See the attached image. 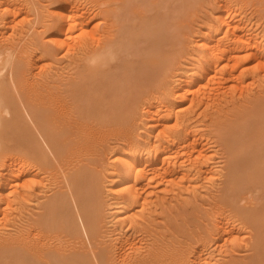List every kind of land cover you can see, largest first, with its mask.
I'll return each mask as SVG.
<instances>
[{"label":"rangeland","instance_id":"obj_1","mask_svg":"<svg viewBox=\"0 0 264 264\" xmlns=\"http://www.w3.org/2000/svg\"><path fill=\"white\" fill-rule=\"evenodd\" d=\"M69 1H70V4L72 6L69 4ZM94 1L95 0H8V1L7 0H4V1L3 0L2 1L0 0V2H2V4L0 3L1 4L0 5V13H1L0 14V16H1L0 17V29H1L0 30V47H1L0 48V50H1L0 51V62H1V64L0 65H4L5 62H3V60L6 59V58H11L12 57V59H16V60H19L20 59V62L22 64V66L23 67L26 66V68L24 67L25 69H23V71H24V76L23 77H25V78H23L24 81H25L23 83L24 84L23 86L25 88L28 85H30V87H31V85H33L32 88L29 87L32 91L28 87L27 88L29 90L27 88H25V89H27L28 94L30 93L29 95L31 96V93L34 92L32 94H33V96L35 95L34 97H36V94L38 93L37 91H39V94H37L38 97H36V101L39 102V104H41V103L43 104L44 103V105L46 107L44 105H42V104L41 105L43 107H45V108H48L47 106H49L48 109H49L50 113L52 114V115L50 113L48 114L50 117H52L54 114H55L54 116L57 115L56 114V110L58 112V107H57L58 104L55 105V102L53 103V100L52 99L54 97H59L61 99H64L66 97V99L64 100V104L66 105V107H68V110L63 115L65 117V115L67 114L66 115L67 118H68V116H71L72 117V118L70 117L67 120L65 119L66 118L65 117L64 118V123H62V125H63V127H65V129L68 127L66 130H68L69 134L66 135V139L68 138V143H69L68 148H69V150L67 151L68 153L66 152V154L64 155L65 156L64 157V161H61L60 162L61 164H58L59 163L58 158L56 157V155L53 152H51V150L49 149V147H47L46 143H44V139L42 138V135L40 134V131L37 128L35 129L34 128L35 126H34L33 128H34V130H36L35 132H36V135H37L39 141H41V143L43 144L45 150L47 151V154H49V156H48L49 159L50 158L52 159V160L50 159L51 160V162H50L51 164H47L49 166L44 165L45 166L44 167L41 162H39V161L37 162V160L30 161L31 159L29 160L25 156L26 158L24 157L25 158V162H24L23 165L28 168V171L26 172V174H24L23 176H21L19 179H16V181H15V179H13L15 181V183H14L13 180H12V182H10L7 179H5L7 181L2 180V179L5 178V176L0 177V186H1V189L3 188L6 194H9V192H11V190L14 191V192H11L10 194H17V196L16 195L11 196L12 199L15 196V198H14L15 200L13 199L14 201H12V199H10L11 200V203H12V204L10 203L11 206H10V204H8V205H6L4 203L1 204L0 210H2L1 209L2 207H4V208L6 206L7 207L5 209L3 208L4 209L3 211L5 212L4 214H3V211L2 212L0 211L1 212L0 213L1 214L0 215V229H2L0 231L1 232L0 233V243H2L3 241H5L7 243V241L9 242V241L18 240V241H16L17 244L18 245H21L22 242H23V239L25 237V233L24 232L28 231L27 233H29V230H27V228L30 229V227L34 226V224L36 225V219L38 218L39 214H41L42 211H43L42 204L47 199H49L50 197H52L54 195V193L56 194L58 192H61L62 191L61 189H63V190L66 189V186H65L66 184L64 185V183H65V177L64 176H65V171L67 170V167L75 164L78 160H80V161L81 160L82 161L85 160L83 162H79L78 161L76 164H80V163H84V162L88 161V162L84 163L88 167V169H86V172H88L90 170V172L88 174L90 175L92 173L94 176L92 174L91 175L95 179V181L92 180V177L90 175V179L92 180V182H93L92 184L94 185V186L93 185L92 186L95 189V191H93V194H95L94 195L95 196L94 198L96 200L95 199L94 200H95L96 205H97V209H98L97 212L99 213V214L97 213L98 214V224H97L98 233H97V236H96L95 240H93L95 243L92 242V239H90L91 237H88L90 235H89V233L87 234V232H86L87 229L85 230L84 227L82 226L81 219L79 218V215H78V210H76V207H74V206L72 207V205H71V208L74 209L72 212L74 214L75 223L77 222V224L81 228V229H79V227L77 225L78 230L81 231L80 232V236H75V237H77V238H75L73 236H68V235H65V234L63 235L62 233H65V232L60 231L59 229H56V231L53 230L52 231L53 233L50 232V231H48V233H47V231H45L44 232L45 233L44 236L46 234H48V235H46L44 237L46 239L45 241H47L50 238L49 239V242L51 241V243L53 244V246L59 247V246H62L63 245V249H64L63 251H68V250H71V248L72 249L75 248L78 245V242H79L80 245L83 243L80 246L81 248H79V249H81L84 252H86L88 256L91 253L90 256H92L93 259L91 257L90 258H91L92 262L94 264H97L98 262H97V260L93 256V251L96 250L97 247L98 248H101L102 247L104 249L107 248L105 250H109L108 252H110L109 254H110L111 258H113V260H114L116 257H119V254H120L119 252H121V251L117 250V243H118V241H120L119 238H118V236L120 237V235H121V236H123V238L130 237V236H134V237L136 236L135 239L137 241H139L138 244L140 242H143L142 244H146V246L143 245V246H145L144 250L146 249V247H148V248L149 247H154L153 249H156V247H155L156 244L158 246L157 248H159V249H164V248L165 249H169L168 251L167 250H162L163 251V254L166 253L165 255H163L164 256L163 257V263L165 262V264H166V262H169L167 264H177L178 263L177 262L178 261V258L176 256H177V254L182 253L181 251H183V252L187 251L186 253H184L185 255L183 253L182 254L186 257L187 253H189L186 258L189 260V262L191 264H192V262L194 264L196 262V260H194V259H198L197 256L199 257L202 254V253L199 254V252H201L200 249L202 248V245H203L204 241L207 242L206 249L208 248V250L205 249V251L206 252L209 251L210 252V256H209V253L208 252H207L208 255L205 254L206 255L205 256L203 254L201 256H202V258H203V256L206 257V260H208V263L212 262V264H215L216 261L221 262V263L223 261L222 264H224V262L226 261L225 264H230V263L232 264L231 260H233V263H234V262H237L239 260L242 261L241 258H243V260L247 259V257H245V256H248L251 253V249H250V240H251L250 236L252 234L251 227H249V225H247L248 224L247 222H245L244 220L242 221V219L238 218V216H236V217L230 216L229 215L230 212H228V213L227 212H223V214L221 215L220 214V213H222L221 210L219 211L218 208H216L220 204V203L218 204L217 201L219 199L220 194L223 193V187L225 185V180H226L225 178L227 176V173L226 172H228V164H227V162H228V160H227L228 151L226 150L227 149L226 145L222 142L221 138L219 137V133L217 132L219 130V127H217V125H216V127H214L215 129H218L216 131L212 126H215L214 124H217V121H219V119H221L220 118L221 115L223 117L224 116L226 117V115L229 116V118L227 117L228 120L226 119V121H225V117L223 118L221 116L222 119H223V121H221V120L220 121L222 123H224V121H225L226 123H224V124H227V123H228L227 125L231 124L230 122H232V119H230V116H231V118H233L232 114H234V113L237 112L236 108H238V107L240 108L241 106L243 107L244 104H245V102L247 103V105H249L251 103V98H253L255 100V97L257 95H258L257 97H261L264 94V65H263V63H264V54L263 53H261V54L258 53V50L261 51L262 49H263V52H264V0H226V1L229 2V3H226V4H224L225 3V0H138V1H136V0L135 1L129 0L131 2L130 3L131 5L132 4L135 5V6L132 5V9H135L137 11L136 13L134 12V10H132L130 8L131 5H130V7L128 6L129 8L126 7L127 6L126 4H128V2H129L127 0H124V3L123 4H122L123 0H118V1L115 0L116 2L113 1V2H115L114 3L115 5L113 3H110L108 5L106 2H104L105 4H103L102 1H105V0H96L95 2ZM11 2H13V3H11ZM133 2H135V3H133ZM139 2L142 5L139 4ZM68 4L70 6V9L69 10H71V7H73L74 9L73 8L72 9L75 12H78V11L81 10V12H78L77 13L78 15H80L82 12L83 13L79 17H77L78 21H77V19L76 20L74 19V25H68L66 23L68 26L65 24V26L63 27V29L66 27L65 28L66 31H64L62 29L63 30V32H62V30L60 29V21L58 20L59 19V12L61 11V9H63L64 7H66L65 5H68ZM98 4H100V5H98ZM111 4H112V6H110ZM12 5H14L17 8V10L15 8H12L13 7ZM19 5H20V7H18ZM137 5H139V9L142 10V8H143V10H142L143 12H141V10H138L137 9L138 8ZM225 5H226V7H225ZM103 6H105V7H103ZM115 6H117V8ZM107 7L112 8L113 10H116L117 12H119V10H121L124 13L123 14L121 11L119 12L120 13L119 20H121L122 23L125 22V23H128L127 25H130V24H135L136 25V26H132V29H130L131 27L129 28L131 30V32L124 39V44H127L129 42L136 43V45L130 43V44H127V46L129 47V45H133V46H131L132 47V50H133V47H135V49H134L135 50V53L136 52H139L138 54L140 55V56H137L138 54L136 53L137 55H135V53L133 52L134 54H133V56H131L132 55V50H130L131 47L129 49L127 46H124V47H127V50L128 49L129 50L128 51L125 50V52H123L122 50L125 49L124 47L122 49H120V50L117 49L116 58H118V60L115 59V60H113L114 62L112 60H109V62H110L109 64L110 65H108V66L107 65H104V66L101 67V70H105V72L103 73L104 75H107L106 73H108L110 71V69H111V72H113V74L115 76H117L116 79H115V77L112 76L113 74L110 75V72H109L108 73L109 75H107V77L105 76L108 79H105V81H104V87H103V88H105V87L106 88L107 87L108 88H112L114 86L115 88H112V90L110 89V91H108V92L110 94L113 93L115 95V97H114V95L112 97L110 94H108V92L106 91L107 89H105V90L104 89H101L100 91H102L103 93L99 91V88H102L101 83L98 81V79L97 80L96 79L91 80V77L89 76L90 73L88 71L86 73H84L86 60L84 61V58L85 57H83V59H81V56L86 55L84 53L85 52L87 53L89 51V49L92 47V46L90 47V45H89V43L91 44V42H88V41H92L93 40L92 41V44L94 45V43L96 41L95 39L97 37H100L101 34L103 35V33H104V29L103 28L106 27L105 24L108 25V24H110L113 21L110 18V15L108 17L107 14L105 15L106 12L104 10H102V9L107 8ZM223 7L226 8V11L224 10ZM57 8L58 9L60 8L59 11H58ZM75 8H77V10H75ZM98 8H100V9L98 10ZM13 9H14V11H16L17 14L13 13L14 12V11H12ZM96 10H98L100 13H98V11H96ZM102 11L105 12V13H103ZM154 12H156V13H154ZM224 12H226V14H223ZM227 12L229 13V16H230V14H232L231 17L234 16V18L227 17L228 16L227 15ZM101 13H102V15H101ZM133 13H135V14L133 15ZM138 13L140 14V16H143V17L140 18V16H139ZM141 13H143V14L145 13V14L143 15ZM213 13H214V15H213ZM121 14H123L124 16L121 15ZM222 14L225 15L227 18H229L228 22H230L231 25H233V24L235 25L237 23H238V25L241 24V26H238V28L235 30L234 33L233 32L231 33V30H230V32L228 34L223 33L222 31L227 26L226 27L224 26V28L222 30L219 29L221 32L219 30H215V34L217 33L216 34L217 35L216 38H219L221 36L222 38L220 37L219 39L222 40L221 42H224V45L226 44L227 46H232L234 48L237 47V49L235 50L234 53L238 56L239 62H238V65L236 64L237 66H235L236 68H234L235 71L233 73H235L234 76H237L236 74H238V72L239 73H242V74L239 75L240 78H239V80H237L239 82L236 84V85H238L239 83L242 84V85L239 84V86H236L235 85L236 79H238V76L237 77H233V76L228 77L225 74L226 77H228V78H227V80L226 79L224 80L225 75L224 74H221L223 76L220 75L219 69L222 68V65L224 64V62L226 60L224 61L223 59H219L217 61L218 63L215 62V64H214L213 61L211 63V60H214V59H212V57L209 56V58L211 57V60L209 61L210 64L211 65L212 64L214 65V67L212 65L213 68H212L211 72H209L208 74H206V73L204 74V72H200L199 71L200 74H199V72H197V74H196V72L194 71L195 69L193 70V68H194L193 65L196 66L198 64L196 62L197 61V58L199 60L200 57L201 58H204L207 55V51L205 52L204 49H203V46H200V44H198V43H201L202 42L201 41L202 39H204V38L206 39L207 36H209L210 34H212L214 32V28H215L214 26L218 22H220L219 20H222ZM82 15H83V18H82ZM225 16H223V19H226V21H227V18ZM106 17H108L109 20ZM111 17H114V16H111ZM215 17H217V18H215ZM139 18H140L141 21L139 20ZM131 19H133V21L136 20V22L131 23L132 22ZM84 20H85V22H84ZM110 20H111V22H109ZM161 20H164L163 23L160 22ZM79 21L80 22L82 21L83 24L82 23H79ZM129 21H130V23H129ZM4 22H5V25H4ZM56 22H57V24H56ZM71 22L73 23L72 20L70 21V24H71ZM140 22H141V24H140ZM156 22H160L159 25H158V23L155 24ZM161 23H162V25H160ZM115 24L113 23V26ZM82 25H84V26H82ZM153 25L158 26V27H160V28L163 29L162 31L164 33V35H163L164 43H162L159 46L158 50H159V52L161 51V54H159V52H158L156 54V57H157V60H159V62H162V64L164 62H166V60H168L170 58L168 60L169 62L167 61L168 63L167 62H166V64L164 63L166 65L164 68H163L164 64H163V66L161 64V67H162L161 69H163L165 72L159 69L160 66H158V70H156V68H157V66H156V68H154L153 71L156 70L157 72H153V71L149 70L150 68H148V67H150V65L147 64V63L145 64V62H144V60H145L144 58L151 57V54H152L151 52L153 51L152 50L153 48L152 47L151 48L149 47L150 50L147 48V50H149L150 53L146 52L147 51L146 49H143L145 46H148V45L149 46L150 45L152 46V44H149V42H145V41L143 42V39H144L145 35L143 33L142 27H148V26H150L151 27L150 30L155 29V32H156V28L157 27L155 28V27H153ZM210 25H211V27H210ZM69 27L71 29H73V30H71ZM72 27H74V28H72ZM99 27H100V29L101 28L102 29L100 30ZM212 27H214V28H212ZM241 27H242V29L240 30L239 28H241ZM67 28H69L68 29L69 31L67 30ZM91 29L93 31H91ZM95 29L96 30H99V31H96ZM212 29H213V31H212ZM59 30H60L61 33L59 32ZM94 30L96 32H94ZM207 31H208V33H206ZM92 32H94V34ZM236 32H237V35H238L239 32H241V33H239L240 36L239 35L238 36L235 35ZM80 33L84 37L83 36L81 37V34ZM134 33L136 35H134ZM156 33H158V32H156ZM245 33H246V35H245ZM167 34L168 35L170 34L171 36L169 35L170 37H168ZM58 35H59L60 38L57 37ZM90 35H91V37L89 38ZM95 35L97 37H95ZM226 35H227V37H226ZM243 35L246 36L245 39H243V40H247L246 38H248V40H249V45L248 46L246 45L247 48H245V43H244L245 41L243 42V40L240 39V38H244ZM70 36H71V39H70ZM204 36H206V37H204ZM230 36H231V38H230ZM233 36H235V37H233ZM236 36L239 37V39ZM74 37H77V39L74 38ZM166 37L169 38V39H171V37H172L173 40H171V41L168 40L167 41L166 40ZM83 38H86V39H83ZM156 38H154V40H156ZM253 38L254 39L257 38L258 40L257 39L253 40ZM56 39H58V40L56 41ZM78 39L79 40H82V41H79ZM89 39H91V40H89ZM98 39L99 38H97V40ZM59 40H60V42L58 43ZM137 40H139V43L136 42ZM236 40H238V41H236ZM250 40H252L253 43ZM61 41H62V44H61ZM165 41H167V42L165 43ZM13 42H14V45L12 46V43ZM80 42H81V46H79L80 45ZM250 42L252 43V45H254V43H255L254 46H256L257 43H258V45L255 48V47L251 46ZM77 43H79V44L78 45H75ZM82 43H83V45H82ZM167 43L169 45H171V43H172L173 47L171 48V46H169V45L168 46H164V44H167ZM202 43H201V45H202ZM230 43H232V44H230ZM240 43H242V44L244 43V45H242ZM260 43H261V45L262 44L263 45L260 46L259 45ZM3 44H5V46H2ZM6 44H7V46H6ZM246 44H248V41L246 42ZM10 45H11V47H10ZM139 45H143V46L141 47ZM162 46H164V47H162ZM258 46L260 47V49H258L259 48ZM4 47H7L9 51L7 50V48H4ZM199 47L201 49H203V50H201ZM9 48H12V49H9ZM18 48H22V49L20 50ZM254 48L257 49V50H255ZM71 49H72V51H71ZM83 49L85 50V52H84ZM15 51H17L19 54L17 52H15ZM19 51H22L21 55L23 57H20L21 55H20V52ZM25 51L28 52L26 56H24V54H23ZM82 51H83V53H82ZM120 51H122L123 53L120 52ZM144 51L146 53H148L149 55L146 54ZM26 52H25V54H26ZM5 53H7L8 55L6 54L7 55L6 56ZM125 53L128 54V55L126 54L127 57L125 56ZM203 53L205 55H203ZM142 54H144V55H142ZM247 54H248V56H247ZM17 55H19V57ZM120 55H121V57H119ZM202 55L204 57H202ZM243 55H245V56H243ZM256 55L260 59H257V56ZM134 56H136V57H134ZM239 56H241V58H239ZM262 56H263V58H261ZM4 57H6V58H4ZM124 58H129V59H125V61H124ZM162 58L164 60L165 59L166 60L163 62L162 61ZM24 59H26L25 60L26 62H23ZM27 60L30 61L33 65L30 62H29L30 63L29 64ZM126 60H128V62H126ZM118 61H119V65H118ZM134 61H135L136 64L137 63H139V64L136 65L134 63ZM24 63L25 64L27 63V64L25 65ZM194 63H196V64H194ZM111 64H113V65H111ZM205 64L206 63H204V65ZM123 65H125L124 68H126V70H129L128 71L129 74L131 73L130 72L131 71V68H133L132 66H134V68L132 69V73L130 75H128L126 73L127 71L123 67H121ZM142 65L145 67L144 68L145 70H149L147 72L145 71L147 74L146 73H143L144 71H143V67H141ZM201 65H202L201 67L198 66L199 69H201L203 67V61H202V64ZM5 66H7V67H5ZM5 66L3 67L1 73L4 71L3 73L5 75L7 74L8 75L7 77H9V73H8L9 72L8 71L9 70V65L6 64ZM126 66H128V67H126ZM77 67H78V69L76 70ZM80 67H82L83 69L80 68ZM151 67L153 68L152 65H151ZM215 67L217 69L219 68L218 69V72L219 73L217 72V70H215L216 69ZM139 68L142 69V70L141 69L140 70L142 71L143 76L141 74V71L140 70H139L140 72L138 71ZM135 69H137V71H135ZM81 70L83 71V77H79L78 79L76 78V81H81L79 79L80 78H83L84 80L82 79L83 81H81V85H82V82H83V85H85V83H86L85 87H87L88 90L85 87H83V85H82L81 86L80 93H82L81 94L82 96H83V92H84V95H86V94L87 95L85 97L84 96L82 97L81 95L78 94L81 98L79 99V97L77 96L78 98L76 100L75 99L76 98L75 96H74V98H71L72 97L71 94H70L71 93V90H70V92L67 91L66 90V87H65V84L67 85L68 80H70L71 73H72V76H75L77 73L82 72ZM114 70H115V72H114ZM188 70H189V72H188ZM193 71H194V73H193ZM31 72H33L32 74H34V76H32V75L30 76ZM122 72H123L124 76L122 75ZM136 72L137 73L139 72V74L137 75ZM149 72H151V73H149ZM152 72H153V74H152ZM160 72H161V74H160ZM162 72H164V73L162 74ZM214 72H215V77H214ZM140 74H141V76H140ZM144 74H146L147 76L144 75ZM150 74L152 75L151 78H150V76L148 77V75H150ZM216 74H219V75L216 76ZM66 75H68V76H66ZM126 75H128V76H126ZM87 76H88V78H87ZM108 76H110L112 78H110ZM30 77H31V80H29ZM146 77H148L150 79L147 78L148 80H146ZM188 77H190V78L188 79ZM197 77L199 78V81H198ZM212 77H214L213 78L214 80H211ZM218 77H219L220 80L217 79ZM32 78L37 83V86H35L36 83H33V82H32V84L29 83V82L33 81ZM60 78H63V79L65 78V79L62 80ZM66 78H68V79H66ZM109 78H110V80H109ZM113 78H114V80H113ZM229 78L230 79L232 78V79L230 80ZM27 79L29 81H27ZM184 79L186 80V83H185ZM221 79H222V81H221ZM38 80H40V81H38ZM41 80H43V82H41ZM44 80H46L47 83L44 82ZM106 80L108 81V83L109 82L112 83V80H113V83H112L113 86H112L111 83H109L111 85H107L108 83L106 84V82H107ZM169 80H171V81H169ZM176 80H178V81H176ZM48 81L53 85V89L54 90H51L52 85H49L50 83ZM88 81H89V83H88ZM92 81H94L96 83L98 81V83L97 84L95 83V85H92ZM26 82L29 83V84H27ZM54 82L55 83L58 82L56 86H55V83ZM38 83H43V84H38ZM169 84H172V85H169ZM232 84H234L237 87V89H236V87L233 88V89H235V91L232 90V89H231L232 91L230 90V86ZM87 85H89V86H87ZM100 85H101V87H99ZM180 85L181 86L183 85V86H186V87L182 88V90H181V89H179V86ZM192 85H194V86L192 87ZM42 86H43V89H41ZM46 86H47L48 89L45 88ZM49 86H50V88H49ZM33 87H34V90H33ZM37 87H38V89H37ZM55 87L57 89L58 88H60V89L57 90V89H55ZM82 87L85 88L84 91H83V88ZM175 87L178 88L177 91L175 90L176 89ZM171 88L173 90H175V91L171 90ZM188 88H189V90H187ZM49 89H50V91H49ZM168 89H170L171 91H173L174 94H172L173 92H170V90H168ZM246 89L249 92H247ZM92 90H93L95 96L93 94H91V95L94 98L96 97V99H97V101L95 100L94 102H93V99L94 98L91 97V95L89 94V93L92 92ZM198 90H200V91L198 92ZM223 90H225V91H223ZM259 90H260V92H258ZM43 91H44V93H43ZM51 91H53V94L51 93ZM63 91H64V93H63ZM85 91L87 93H85ZM167 91L169 93H166ZM183 91L188 92V93H186L187 97L180 98V95H179L180 92H181L180 93L181 95L183 93L185 94V92H183ZM46 92H47V94H46ZM61 94H62L63 97H60ZM100 94H101V96H100ZM168 94L171 96V98H170V96H168ZM184 94H183V96H184ZM41 95H42V97H41ZM51 95L53 97L50 98ZM89 95H90L91 98L88 97ZM97 95L100 96V99H99V96H97ZM106 95H108V96H106ZM175 95H176V97H175ZM177 95H179V96H177ZM102 96H103V98L105 100H107L109 98V96L112 97V98H109V100H107L108 101V103H107L102 98ZM104 96H106V98ZM144 96H145V99L143 98ZM154 96H155V98H154ZM167 96H168V99H167ZM127 97H128V99H130L129 101L127 100ZM131 97H133V99ZM190 97H191V99H190ZM31 98H32V96H31ZM42 98H43L44 101L47 100V101H45L46 103L42 100ZM114 98L115 99L117 98V101L120 100L122 102L120 103V101H118L116 103V101H114ZM146 98H149V101H148V99L146 100ZM249 98H250V103H249ZM38 99H40V100H38ZM55 99L56 98H54V100ZM68 99L69 100H73V101L76 100L77 103L74 101V103H75L74 104L73 101H69ZM83 99H86V100H83ZM87 99H88V101H87ZM90 99H91L92 102L90 101ZM140 99H144V100H140ZM196 99H197V101H196ZM199 99H202V100L199 101ZM67 100L69 102H71L70 103V106H71L70 109L73 108L72 110H69V107L70 106L68 105L69 103H67L68 102ZM78 100H80V101H78ZM100 100H102L101 103H100ZM103 100H104L105 104H108V105H109L110 102L112 104V101H114L113 104L116 103L115 105H113V104H112L113 106L111 104H110L111 106L109 105L112 109H116L117 107L121 106V107H119L120 109H118V108L116 109L118 114L116 112H114L115 115L117 114L118 116H119V114H121L120 115L121 116L120 119H119V117L115 118L116 117L115 115H114L115 117H111L108 114L109 107H107L108 105L105 106ZM124 100L125 101L127 100L128 102H125ZM150 100L152 102H154V104L156 103L157 105L155 104V106H154V104L151 103ZM172 100L174 101V103L171 102ZM219 100H220V102H219ZM40 101H42V102H40ZM55 101L58 102V100H55ZM178 101H180L181 104ZM242 101L244 102V104H243ZM88 102H89V104H87ZM102 102H103V104H102ZM216 102H217V104H216ZM47 103H49V105ZM98 103H100V104H98ZM122 103L123 104L126 103L127 106L124 105V106L127 107V108L124 107V108H126L125 111L127 110L129 112H127V111L124 112V109L122 107L123 106ZM177 103L180 106H178ZM219 103H220V105H219ZM71 104H73V106L75 105V108L72 107ZM76 104H78V105H76ZM79 104H82V105H80L81 107L79 106ZM90 104H92L93 106L90 105ZM117 104L119 106H116ZM149 104H151V106ZM239 104H243V105H239ZM165 105L168 108L170 106V108L167 109V107ZM85 106H87V107L90 106L89 107L90 109L87 108V107H85ZM98 106H100L99 110L101 109V111H104L106 108L108 109V110L106 109L107 111H105V113L110 116L109 117L107 115L109 118H107V116H106V114L104 112H101V114H100V115H103V116H101V118L103 119L105 117L104 119H107L108 122L105 123L106 120H104V119H103L104 121H102V119L100 118V115L98 117V114L100 112L98 110ZM102 106H103V110L101 108ZM216 106H218V107L216 108ZM156 107L159 109L158 111H159L160 114L158 113ZM243 108H245V106ZM87 109H89V110L87 111ZM176 109L178 110V112L176 113L177 114L176 115L177 116V120L174 122L173 120L176 119L175 118V110ZM218 109H221V110L223 109L222 110L223 113H221V115L220 114H216L217 112H220L221 111V110H218ZM118 110H121V112L118 111ZM136 110H137L138 113L135 112ZM149 110H151V112L154 110V112H156L158 116L156 115V113H153V112H152L153 114H150L151 112ZM169 110H173L174 114H172L173 112H171ZM216 110H218V111H216ZM227 110H229V111H227ZM72 111H73V113H71ZM85 111H87V112H85ZM110 111H111V109H110ZM110 111H109V113H110ZM67 112L69 113V115H68ZM95 112L97 113L96 114L97 116H95V114H94ZM163 112L169 113V116H168L167 113H166L167 114L166 115ZM70 113L72 115H70ZM130 113H131V115H130ZM205 113H207V114H205ZM24 114L26 115V116L24 115V118L26 117L25 120L27 119V122L30 123V125L33 126L34 125V122H32V120H30V118H29L30 116L29 115L27 116V113L26 112ZM111 114L113 115V112H111ZM171 114L174 116V118H173V116H171ZM183 114H184V116H183ZM63 115L60 116V117L63 118ZM129 115L132 116V118H130ZM148 115H149V117H148ZM218 115H220V116H218ZM84 116H85V118H84ZM91 116H93V118ZM146 116L148 118H151V119L148 120ZM155 116H157V117H155ZM166 116L167 117H170V118H166ZM181 116H183V119H182ZM211 116H212V118L215 117V116L216 117L214 119H212ZM125 117H127V119ZM217 117L219 118L218 120H217ZM178 118L179 119L181 118V120H179ZM70 119H72V120H70ZM73 119H75V120H73ZM80 119H81V121H80ZM121 119H122V121H121ZM124 119H126L127 122ZM158 119H159V121H157ZM98 120L100 122H98ZM119 120H120V122H119ZM154 120H156L157 123L156 122H151V121H154ZM186 120H187V122L185 123ZM213 120L216 123L212 124L213 123ZM94 121H95V123L93 124ZM124 121L127 123L126 125H125V122ZM76 122H77L78 125L76 124ZM115 122H116V124H115ZM128 122L131 123V125H128L129 124ZM132 122H133V124H132ZM149 122H151V123L149 124ZM176 122L178 123V125L175 126ZM233 122H235V121H233ZM71 123H72V125L75 124V125H73L74 127L71 125ZM79 123L81 124V126L83 124V126H86L87 128H88V126L90 128L91 125H92L91 127H94L95 124L96 125L98 124L97 127L95 126L96 128L94 127V130L97 129L96 130L97 132L94 131L93 128H92V130H93V132H91L92 135L91 134H88V135H90V136H88L87 135V133H88L87 131L89 129L87 130L86 127H83V126L81 127ZM85 123L86 124H89V125H85ZM109 123H110V127L107 126V125H109ZM118 123H119V125H117ZM146 123H148V126L149 127L147 126ZM120 124H122L123 127ZM123 124L125 126H127V127H125ZM186 124L188 126L185 128ZM55 125H57V124H55ZM102 125H103L104 128L102 127ZM191 125L194 126V127H191L192 129H190V126ZM76 126L77 127L79 126L78 128L81 127L82 131H80L81 129L77 130V128H75ZM111 126L114 127V128H112ZM57 127H59V125ZM57 127H56V129L62 128V126L59 127V128H57ZM101 127L103 129L102 131H101ZM161 127L163 129H161ZM85 128H86V130H85ZM109 128H110L111 131L109 130ZM117 128H119V129L122 128V129H120V130L118 129V131H117ZM164 128L165 129H169L170 128V132L169 133L172 132L173 134L171 133V136L173 135L178 140H180V138L183 137V136H186L185 138L188 137L189 140H188V138L185 140L184 137L181 138V140H185V142L188 140L187 143L189 141H190V143L193 142V143H191V145H190V143H188L189 146H190V149L193 148L191 150L192 152L190 151L189 148H188L189 149V152H188V150L186 148L185 149L183 148L184 146L182 144H185V142L182 143V141H178L179 143L175 145L176 148L174 147L175 149L173 148L174 151H172L173 152L172 153V156H174V157L171 156L172 160L170 158V161H174L175 160V162H171V163L169 162V164H168L169 167H167V169L168 168L169 169L171 168V169L170 170L168 169L167 172L164 173V175H166V176L165 177L163 176V178H161V176H159L160 173L158 172L159 173L158 176H157L158 173L157 174L155 173V175L152 174V175L148 176L149 177L148 180H147L148 177L147 178H144V179L142 178V181L144 180L143 183H144L145 187H146V185L148 187V188H146V190L149 193V194L148 193L145 194L146 192H143V194L146 197L148 195L150 196V198H149V196L147 197L150 202L147 201L148 204L146 206L145 205L142 206L141 201H140V204H139V201L138 202H135L136 204L135 203H131L128 206L127 211H131L132 210L131 213L132 212L135 213V214L132 213V215L135 216L134 219H137V221L139 223H141V225H138L139 223L137 224V222H136V224L132 223V221L127 222L125 220L126 219L129 220L131 218V217L129 218L127 216L129 214V212H128V214L126 213V214H123L122 216H118V213L115 211L116 208L121 207L123 205L122 202L121 203L119 202V201H121L123 199V196L121 198V195H119V194H121V190H119V189H121L122 188V185H123L121 183V181H120V178L122 176V170H121L122 168H120L119 166H116L115 165V163L118 164V162H119V165H120L121 160L119 159L120 161L118 160V162H117L116 156L118 154L119 155L120 154H123L122 156L124 157V155L129 152L128 151L129 148H127L128 147L127 144L130 141L131 137H134L133 139H131V141L135 142L133 147L142 146V145L148 147L149 144L151 145L152 143H154L153 142L154 139L155 140L156 139L161 140L160 138H157L156 136H158V137L160 136L161 138L163 137L162 139L164 141H166L167 139H171V138L168 137L170 135L167 133V131L164 130ZM70 129L77 130V131L76 132L74 131V133H72V130H70ZM83 129L85 131H83ZM106 129H108L110 131L109 132L110 134L108 136L109 138L106 137L108 135V132H107L108 130L107 131H104ZM126 129L128 131L127 132L128 134L126 133ZM181 129H183V130H181ZM186 129L188 130L187 132H185ZM193 129L195 130L194 132L196 134L194 132H192V133L189 132L191 130L193 131ZM115 130L117 132H115ZM121 130H122V132H121ZM145 130H147V131H145ZM174 130H176V133H174L175 132ZM7 131L4 133V136L6 137L5 140H6L7 144H8V146H9L8 149L10 148L9 150H11V151L14 152L16 150L15 149V146L14 145H10V143H12V142H9L8 139H12L16 135L12 131H9L10 135H8L9 133L7 134ZM89 131H91V129ZM130 131L133 132V133H131ZM183 131H184L185 134L183 133V135L181 136V134H182ZM77 132L78 133L80 132L81 135H82V137H85V139L80 136V133L77 134ZM95 132H96V135H93V133L95 134ZM102 132L103 133H106L107 132L106 133V136L104 134L102 135L101 134ZM120 132L121 133H124L125 132L126 134L125 133L124 134H125L126 137L124 136V134H121L119 136ZM134 132H136V133H134ZM177 132L178 133L180 132L179 133L180 135L177 134ZM82 133L83 134H86L87 136L83 135ZM113 133H114V135H111ZM163 133H166L168 136L166 134H163ZM99 134H100V137H99ZM138 134H140V135L138 136ZM175 134L178 135L179 137L177 138L175 136ZM189 134H192L193 136L192 135H189ZM131 135H133V136H131ZM153 135L156 138H154ZM94 136H95L94 140L95 141L98 140V143L99 144L96 143L95 141H93V138L92 137H94ZM114 136H116V137H114ZM121 136L122 137L124 136L122 138L123 141H120L121 140V138H120ZM140 136L143 137V138H141V140H144V142L146 141L145 142V143H147L146 145H145L144 142H143V144L141 143ZM190 136H192V139H194V140H192ZM76 137L77 138H80V139L82 138V139L81 140L80 139L78 140ZM137 137H139V138H137ZM144 137L145 138L146 137H149L148 138L149 142ZM75 138H76V140L73 141ZM90 138H92V139H90ZM125 138L128 139V142H127V140ZM175 138L172 137V139L176 140ZM117 139H119V140H117ZM82 140H85L86 143H85V141H82ZM88 140H89V142H88ZM101 140H102V142H99ZM103 140H104L105 143L103 142ZM150 140H152V141H150ZM159 140L156 141V142L157 143L164 142L162 140L160 142ZM91 142H94V143H91ZM124 142L127 145V147L124 146L125 145V144H123ZM78 143H80V147H79ZM94 144L99 145V147L96 146V145H94ZM102 144H104V145L101 148V145ZM179 144H180V146L183 149L179 146ZM81 145H84L83 147L85 149L86 148L87 149L84 150L83 147L81 148ZM122 146L124 147V149L122 148ZM192 146H194L195 148L192 147ZM73 147H75L76 149L73 148ZM95 147H97V148H95ZM177 147L178 148L180 147V149H177ZM201 147H202V149H201ZM79 148H80V151H82V149H83L84 152L82 154H80L81 152L77 153V151H79L78 150ZM121 148H122V150H121ZM72 149L77 150V151L75 152ZM88 149L89 150L90 149L91 150L94 149V150H92L93 154H96L97 153L98 155H96V156L93 155L91 153V150L89 151ZM96 149H99V150L95 153V150ZM176 149L177 150H184L185 152L187 151L188 154H186L187 152L186 153L183 152V153L186 154L185 157H183L184 154L182 152H180V151H176ZM126 150H127V153H126ZM73 151H74L75 155H74V153H70V152H73ZM88 151H89V153H88ZM199 151L202 152V153H200ZM10 152H8V153H10ZM13 152H11V153H13ZM120 152H122V153H120ZM177 152L180 153V154L178 155ZM69 153L71 155H69ZM90 153L92 155H90ZM189 153H191V156L189 155ZM83 154H85V155H83ZM173 154H175V155H173ZM182 154H183V156H182ZM199 154L201 155V157H206V156L207 157L206 158H203V159L202 158L200 159L199 158L200 156L197 157V155H199ZM66 155L68 156L67 159H66V157H67ZM76 155H78L79 157L76 156ZM82 155L84 157H86V159L82 158L83 157ZM203 155H205V156H203ZM80 156H81V158H80ZM175 156H176V158H175ZM177 156H179V158H177ZM187 156H188V158L190 160L187 159ZM120 157H121V155H120ZM193 157L195 158V161L196 162H194ZM56 158H57V160H56ZM87 158H88V160H87ZM89 158H91L90 161H89ZM94 158H95V160H94ZM207 158H208V160H207ZM73 159H75V160H73ZM183 160L185 162L184 164H182L183 163ZM201 160H202V162H200ZM203 160H205L206 162L203 161ZM193 162L197 164V168H196V164L194 166V163ZM199 162L201 163V165H199ZM38 163H40V165ZM160 163L161 162H159V166L162 165ZM190 164L192 165V167H191ZM32 165H33V168H32ZM203 166H204V168H203ZM48 167H50V168H48ZM65 167H66V169H65ZM161 167H163V165ZM161 167H159V170L161 169L160 171L163 172L162 171L163 169ZM199 167H200V169H199ZM208 168H210V169H208ZM245 168H247V167L245 166ZM3 169H5V168H2V166H1L0 167V170H1L0 171V174H3L4 173L3 171H5V170H3ZM45 169H47L48 171L45 170ZM61 169L62 170L64 169L63 170L64 173L62 172ZM117 169H120V173L121 174L119 173V170L117 172ZM49 170L51 172H49ZM31 171H33V172L31 173ZM174 172H176V173H174ZM186 172L188 173V175H187L188 177L185 175V174H187ZM203 172H205V173H203ZM27 173H29V174H27ZM117 173H119V174H117ZM153 175L154 176H157V177L152 179L151 176H153ZM161 175H163V173ZM191 175H192V177H191ZM36 176H37V178H36ZM38 177H39V179H38ZM182 177H184V178H182ZM27 179L30 180V181L33 180L31 182L32 185H29L30 183L27 182ZM167 179H168V181H166ZM38 180L41 181V182H39ZM8 181L10 183H7ZM25 181H26L27 185H25L26 183L23 184V182H25ZM5 182L7 184H5ZM145 182H147L148 184L145 183ZM15 184H17V185H15ZM112 184L114 185V188H113ZM21 185H22V187L20 188ZM119 185H121V186H119ZM24 186H26V187L29 186L32 189H28L29 188L28 187L27 190H26V187H24ZM93 187H92V190H94ZM258 187H259V189H257ZM39 188H41V189L39 190ZM263 188H264V186H261L260 184H255V185H251V187L249 186L248 188L244 189V191H242V193H240V194H244V199L241 201V203L242 204H245V205H249V206H256L259 202L262 201L261 198L259 197V195L260 194H264V192H261L263 190ZM260 189H262V190H260ZM146 190L144 188V191H146ZM151 190H153V191H151ZM22 192H24V193H22ZM244 192H246V194ZM22 194H25V196L22 195ZM20 195H22L23 197L20 196ZM116 195H118V196H116ZM118 199H121V200H118ZM214 199H215V202H217V203H215L213 201ZM213 204H215L216 206L213 205ZM134 207H137V208H134ZM140 207H144V208L147 207V208L145 210H143V208L140 209ZM213 207L216 208L217 210H213ZM7 208L9 210H7ZM111 208L113 210H111ZM216 211L217 212L218 211L220 212V213H218L219 215L216 213ZM124 215H126L127 217L124 216ZM232 215H234V214H232ZM129 216H130V214H129ZM142 216H144V218H142ZM222 217H224V218L226 217L225 218L226 220H231V221L234 220V222L236 220V223H233L231 221H227L228 223H226V222L225 223L228 224L229 226L228 225H225V223H223L225 219L222 218ZM221 218L223 220H220ZM76 219H78V220L76 221ZM145 219H146V222H145ZM120 221H121V223H120ZM218 221L221 224H223V227L225 226V228H223L222 225L219 224ZM230 223H233V225L235 224V226H233L232 224H231L232 225L231 226ZM28 225H29V227H28ZM236 225L240 226V228H242V229H238L239 227L237 228ZM118 226H120L121 228L118 227ZM136 226L139 229L136 228ZM142 226H145L146 227V228H143L144 229V232H142L143 230H141L142 228H140ZM133 227L136 228V230ZM215 227H217V228L219 227V228L217 229ZM233 227H236L237 231L234 228L233 229V232H232V235L234 233V236L231 235L233 239L231 238L230 240H227L228 233L225 235V230L224 229H226V230L229 231ZM23 228H24V230L25 229L26 230L25 231L22 230ZM32 228H33V230L31 232V229H30V233H33V231L36 232L34 229L37 228V225L34 226V227H32ZM210 228H213V229L210 230ZM206 229L208 230V232L210 230V232L213 234L212 237H211V233L209 232L210 233L209 234L206 231ZM21 230H22L23 233L21 232ZM222 230H224V231H222ZM234 230H235V232H234ZM4 232H5V234H4ZM19 232H20V234H18ZM122 232H123V234H122ZM133 232L135 233V235H134ZM139 232H141L142 234L141 233L139 234ZM220 233H222L223 235L226 236L225 237V241L227 240V241L233 242V243H229V245H231L232 247L233 246H237V247H235V248L234 247L232 248L231 246L228 247L227 242H225L223 240L222 241L225 242V243H222L221 244V242H220V244H219L220 239H223L224 238V236H222V234H220ZM1 234H3V235H1ZM16 234L19 235V237H20L19 239H18V235H17V237L15 236ZM21 234L24 235V236L22 235L23 236V239H21V237H22V236H20ZM52 234H54V235L51 236ZM81 234H83V235H81ZM143 234H145L146 236L149 234L148 235L149 238H150V235H151L152 238L149 239V241H151V242H148L147 241L148 239H146V236L144 235L142 237L146 239L145 240L146 243H145L142 240L143 238L141 237V235H143ZM206 234H208V235H206ZM230 234L228 236V239L230 237ZM13 235L15 237H13ZM55 235H58L59 237L62 236V239L59 238V237H56ZM127 235H129V236H127ZM200 235H201V237H200ZM209 235H210V240H208L209 239ZM2 236H5V237H2ZM47 236H48V238H46ZM236 237H237V239H236ZM11 238H12V240H11ZM56 238H58V241H57ZM78 238L80 240H82L81 241L82 243L80 242V240ZM153 238H154V240H153ZM200 238H202L201 241H199ZM2 239H3V241H2ZM74 239H75V241H74ZM162 239H163V241H162ZM53 241H55L56 244H54ZM61 241H62V244H61ZM211 241H213L215 243H213ZM16 242H14V243H16ZM147 242L150 245H152L154 243L155 244L152 245V246H150V245H148ZM201 242H203V243H201ZM234 242H236V244H234ZM19 243H21V244H19ZM72 243H74V244H72ZM115 243H116V245H115ZM211 243H213V245ZM217 243L219 244V247H218V244ZM65 244H68V245H65ZM84 244H85V246H83ZM159 244H162V246H159ZM71 245H73V247H70ZM92 245L93 246L96 245V246H94L96 249ZM106 245L107 246L109 245V246L107 247ZM164 245L166 247L160 248V247H163ZM200 245H201V248H200ZM216 245H217V247H216ZM220 245H223V246H220ZM248 245H249V247H248ZM173 246H175V247H173ZM176 246H178V247L181 246V247L180 248L177 247L178 248L177 249ZM88 247L91 248V249H88ZM109 248H112V249L110 250ZM173 248L174 249L176 248V249L174 250ZM60 249L62 250V247ZM141 249H143V248H141ZM170 249H172L171 251L173 252V254H172V252H170ZM179 249H180V251L178 252ZM113 250H114V252H113ZM150 250H152V248ZM189 250L191 251V253H190ZM0 251H2V250L0 249ZM89 251H91V252H89ZM117 251H119V252H118V254L116 256L115 253ZM166 251L167 252H170L169 254H172V255L167 254ZM195 251L196 252L198 251V252L196 253ZM205 251H203V252H205ZM212 252H213V254H212ZM197 254H199V255H197ZM121 255H123V254H121ZM166 255H167V258H166ZM188 256H189V258H188ZM190 257L194 258L193 259L194 261L191 260L192 258H190ZM212 257H215V258H212ZM119 258L121 259L122 257H119ZM186 258H185L186 263L187 264H190L189 262H187L188 260ZM202 258H200V260ZM167 259H169V260H167ZM170 259H172V260H170ZM204 259H203V261H206ZM211 259L215 260V262L213 260L211 261ZM115 260L117 261L118 259H115ZM200 260L198 259L197 262H196V264H200L201 262H202V264H205V263L208 264L207 262H203L202 260L201 261ZM227 261L228 262L230 261V263H228ZM117 262L120 263L121 260L120 261H117ZM218 262H217V264H219ZM160 263L163 264L162 262H160Z\"/></svg>","mask_w":264,"mask_h":264},{"label":"bare ground","instance_id":"obj_2","mask_svg":"<svg viewBox=\"0 0 264 264\" xmlns=\"http://www.w3.org/2000/svg\"><path fill=\"white\" fill-rule=\"evenodd\" d=\"M2 1V0H1ZM4 1V0H3ZM8 1V0H7ZM96 1V0H95ZM94 1V2H95ZM113 1H115V0H105V1H102L103 2V4H105L104 2H106L108 5L110 4V3H115V2H113ZM118 1V0H117ZM127 1H129V0H127ZM132 1V0H131ZM133 1H135V0H133ZM136 1H138V0H136ZM14 2V1H13ZM13 2H11V3H13ZM68 2V1H67ZM100 2V1H99ZM1 4H2V2H0ZM7 3V2H6ZM15 3V2H14ZM98 3V2H97ZM96 3V4H97ZM124 3V0H123V2H122V4ZM126 3V2H125ZM131 2L129 1L128 2V4H126L127 6L126 7H130V4ZM133 3H135V2H133ZM223 3V2H222ZM226 3H229L228 1H226L225 0V3L224 4H226ZM0 4V5H1ZM8 4V3H7ZM69 4H70V1H69ZM69 4L68 5H65L66 7H64L63 9H61V11L59 12V21H60V29L62 30L63 29V27L65 26V24L67 23L68 25H74V19L76 20L77 19V17H79L80 15H78L77 13L78 12H81V10L80 11H78V12H75L73 9V7H71V10H69L70 9V6H69ZM139 4H141L140 2H139ZM15 5V4H14ZM14 5H12L13 7L12 8H15L16 10H17V6L15 7ZM71 5V4H70ZM98 5H100V4H98ZM115 5V4H114ZM113 5V6H114ZM125 5V4H124ZM132 5H134V4H132ZM132 5H131V9H132ZM142 5V4H141ZM72 6V5H71ZM110 6H112V4L110 5ZM135 6V5H134ZM133 6V7H134ZM138 6V10H141V9H139V5H137ZM230 6V5H229ZM233 6V5H232ZM18 7H20V5L18 6ZM76 7V6H75ZM103 7H105V6H103ZM116 8H117V6H115ZM125 7V6H124ZM125 7V8H126ZM128 7V8H129ZM141 7V6H140ZM225 7H226V5H225ZM225 7H223L224 8V10L226 11V8ZM228 7V6H227ZM235 7V6H234ZM11 8V9H12ZM22 8V7H21ZM61 8V7H60ZM59 8V9H60ZM73 8V9H72ZM79 8V7H78ZM142 8V7H141ZM230 8V7H229ZM228 8V9H229ZM58 9V8H57ZM59 9H58V11H59ZM100 8H98V10H99ZM102 9V8H101ZM115 9V8H114ZM130 9V10H131ZM227 9V10H228ZM235 9V8H234ZM69 10V11H68ZM75 10H77V8H75ZM98 10H96V11H98ZM102 10H104L105 12H103V13H105V15L107 14L108 15V17H109V15H110V18L113 20L112 22H111V20L109 21V22H111L110 24H108V25H106L105 24V28H103L104 29V33H103V35L101 34V36L100 37H97L96 35H95V37H97V38H99L98 40H97V38L95 39L96 41H95V43H94V45L92 44V41H88V42H91V44L89 43V45H90V49H89V51L86 53L85 52V50H84V54H86V55H84V56H81V59H83V57H85L84 58V61L86 60V63H85V70H84V73H86L87 71L90 73V77H91V80H94V79H98V81L101 83V85H102V88H99V87H101V85L98 87L99 88V91L101 90V89H107L106 91L108 92V91H110V89L112 90V88H115L114 86H113V80H114V78H113V80H112V83L111 82H109V83H111L112 84V88H103L104 87V81H105V79H108V78H106L107 77V75H109L108 73L110 72V75L111 74H113V72H111V69H110V71L108 72V73H106L107 75H104L103 73L105 72V70H101V67L102 66H104V65H110L109 63V60H115V59H117L118 60V58H116V52H117V49H122L124 46H127V44H135L136 45V43H133V42H129V43H127V44H124V39L126 38V36L127 35H129L130 34V32H131V30L130 29H132V26H136L135 24H130V25H127L128 23H122V21L121 20H119V17H120V11L121 10H119V12H117L116 10H113L112 8H109V7H107V8H105V9H102ZM132 10H134V12L136 13L137 11L135 10V9H132ZM142 10H143V8H142ZM141 10V12H143ZM11 11V10H10ZM9 11V12H10ZM12 11H14V9L12 10ZM156 11V10H155ZM229 11V10H228ZM233 11V10H232ZM122 12V11H121ZM223 12V11H222ZM234 12V11H233ZM13 13H15V14H17L16 13V11H14ZM91 13V12H90ZM98 13H100L99 11H98ZM123 13V12H122ZM135 13H133V15L135 14ZM154 13H156V12H154ZM232 13V12H231ZM1 14V13H0ZM124 14V13H123ZM123 14H121V15H123ZM139 14V13H138ZM141 14H143V13H141ZM145 14V13H144ZM143 14V15H144ZM149 14V13H148ZM223 14H226V12H224ZM222 14V20H219L220 22H218L214 27H212V28H214V32L212 33V34H208L209 36H207V38L205 39H202L201 41L203 42H201L202 43V45H201V43H198V44H200V46H203V49H204V51L206 52L207 51V55H206V57H204L203 55H205L204 53H203V55H202V57H204V58H201L200 56V58H199V60H198V58H197V65L195 66V65H193L194 66V68H193V70L196 72V74H197V72H204V74L206 73V74H208L209 72H211V70H212V68L214 67V65H213V67H212V65L210 64V60H211V57H212V59H214V60H211V63H212V61L214 62V64H215V62H217L219 59H223L225 62H224V64L222 65V68H218L219 69V72H220V75L221 74H226L228 77H231V76H233V77H237L238 76V79H236V83H235V85L239 82V81H237V80H239V78H240V74H242V73H239L238 72V74H236L237 76H234L235 75V73H233L235 70H234V68H236L235 66H237L238 65V62H239V59H238V56L234 53L235 52V50L237 49V47L236 48H234V47H232V46H227L226 44L224 45V42H221L222 40H220L219 38L221 37H219V38H216L217 37V33L215 34V30H222L223 28H224V26L226 27V28H224V30L222 31L223 33H226V34H228L229 32H230V30H231V33L233 32H235V30L238 28V26H241V24H239L238 25V23L237 24H233V25H231V23L230 22H228V20H229V18L231 17V15L232 14H230V16H229V13L227 12V17H229V18H227L225 15H223ZM94 15V14H93ZM101 15H102V13H101ZM213 15H214V13H213ZM58 16V15H57ZM95 16V15H94ZM111 16H114V17H111ZM124 16V15H123ZM139 16H140V14H139ZM223 16H225L226 18H227V21H226V19H223ZM1 17V16H0ZM108 17H106L108 20H109V18ZM141 17H143V16H140V18ZM148 17V16H147ZM224 17V18H225ZM82 18H83V15H82ZM140 18H139V20H140ZM165 18V17H164ZM215 18H217V17H215ZM231 18H234V16H232ZM3 19V18H2ZM85 19V18H84ZM5 20V19H4ZM7 20V19H6ZM73 21V23L71 22V24H70V21ZM83 20V19H82ZM89 20V19H88ZM135 20V19H134ZM232 20V19H231ZM77 21H78V19H77ZM116 21V22H115ZM119 21V22H118ZM125 21V20H124ZM131 23H133V22H136V20L135 21H133V19H131ZM141 21V20H140ZM163 21L164 20H161L160 22H162L163 23ZM212 21V20H211ZM210 21V22H211ZM218 21V20H217ZM3 22V21H2ZM84 22H85V20H84ZM139 22V21H138ZM137 22V23H138ZM152 22V21H151ZM160 22H156L155 24H157L158 23V25H159V23ZM216 22V21H215ZM240 22V21H239ZM244 22V21H243ZM79 23H82L83 24V22L81 21H79ZM78 23V24H79ZM105 23V22H104ZM108 23V22H107ZM113 23L115 24L114 26H113ZM129 23H130V21H129ZM136 23V24H137ZM162 23L160 24V25H162ZM56 24H57V22H56ZM66 24V25H67ZM97 24V23H96ZM140 24H141V22H140ZM4 25H5V22H4ZM67 25V26H68ZM81 25V24H80ZM86 25V24H85ZM88 25V24H87ZM144 25V24H143ZM243 25V24H242ZM2 26V25H1ZM78 26V25H77ZM82 26H84V25H82ZM93 26V25H92ZM97 26V25H96ZM95 26V27H96ZM209 26V25H208ZM80 27V26H79ZM103 27V26H102ZM131 27V28H130ZM153 27H157L156 28V32H158V33H156L155 32V29H152V30H150V26H148V27H142V30H143V33H144V35H145V37H144V39H143V42L145 41V42H149V44H152V46L150 45H148V46H145L143 49H146L147 50V48L149 49V47L151 48H153L152 50V54H151V57H149V58H144L145 60H144V62H145V64L147 63V64H149L150 65V67H148V68H150L149 70H151V71H153V69L154 68H156V66H157V68H156V70H158V66H160V70H162V71H164L163 69H161L162 67H161V64H162V62H159V60H157V57H156V54L159 52V50H158V48H159V46L162 44V43H164V38H163V35H164V33H163V29L162 28H160V27H158V26H155V25H153ZM207 27V26H206ZM210 27H211V25H210ZM66 28V27H65ZM63 29L64 31H66V29ZM70 28V27H69ZM69 28H67V30L69 29ZM72 28H74V27H72ZM83 28V27H82ZM98 28V27H97ZM130 28V29H129ZM71 29V28H70ZM99 29H100V27H99ZM102 29V28H101ZM100 29V30H101ZM240 30L242 29V27L241 28H239ZM1 30V29H0ZM63 30H62V32H63ZM71 30H73V29H71ZM96 30V29H95ZM94 30V32H96V31H99V30H96L95 31ZM150 30V31H149ZM158 30V31H157ZM208 30V29H207ZM210 30V29H209ZM219 30V31H220ZM249 30V29H248ZM3 31V30H2ZM69 31V30H68ZM83 31V30H82ZM91 31H93L92 29H91ZM166 31V30H165ZM212 31H213V29H212ZM218 31V32H219ZM59 32H60V30H59ZM94 32H92L93 34H94ZM167 32V31H166ZM165 32V33H166ZM221 32V31H220ZM249 32V31H248ZM3 33V32H2ZM1 33V34H2ZM61 33V32H60ZM84 33V32H83ZM99 33V32H98ZM101 33V32H100ZM206 33H208V31L206 32ZM239 33H241V32H239ZM239 33H238V35H239ZM4 34V33H3ZM2 34V35H3ZM81 34V33H80ZM221 34V33H220ZM249 34V33H248ZM100 35V34H99ZM98 35V36H99ZM134 35H136L135 33H134ZM168 35V34H167ZM170 35V34H169ZM168 35V37H170ZM225 35V34H224ZM232 35V34H231ZM234 35V34H233ZM235 35H237V32H236V34ZM237 35V36H238ZM245 35H246V33H245ZM83 35L81 34V37H82ZM236 36V37H237ZM240 36V35H239ZM242 36V35H241ZM248 36V35H247ZM58 38H60L59 37V35L57 36ZM80 37V36H79ZM84 37V36H83ZM91 37V35L89 36V38ZM157 37V38H156ZM204 37H206V36H204ZM226 37H227V35H226ZM233 37H235V36H233ZM243 37L244 38H240V39H245V37L246 36H244L243 35ZM74 38H76L77 39V37H74ZM88 38V37H87ZM154 38H156V40H154ZM222 38V37H221ZM224 38V37H223ZM230 38H231V36H230ZM238 39H239V37H237ZM236 38V39H237ZM62 39V38H61ZM70 39H71V36H70ZM83 39H86V38H83ZM92 39V38H91ZM91 39H89V40H91ZM233 39V38H232ZM247 40H243V42L245 43V48H247V46L249 45V40H248V38H246ZM255 39H257V38H255ZM254 38H253V40H255ZM58 39H56V41H57ZM69 40V39H68ZM73 40V39H72ZM79 40V39H78ZM77 40V41H78ZM166 40L168 41V40H173L172 39V37H171V39H169V38H167L166 37ZM195 40V39H194ZM258 40V39H257ZM79 41H82V40H79ZM78 41V42H79ZM167 41H165V43L167 42ZM228 41V40H227ZM236 41H238V40H236ZM235 41V42H236ZM248 41V44H246V42ZM252 43H253V41L252 40H250ZM60 42V40L58 41V43ZM137 43H139V40H137L136 41ZM174 42V41H173ZM232 42V41H231ZM234 42V43H235ZM250 42V44H251V46H253V47H255L256 48V46L258 45V43H257V45L256 46H254L255 45V43H254V45H252V43ZM8 43V42H7ZM170 43V42H169ZM227 43V42H226ZM233 43V42H232ZM232 43H230V44H232ZM238 43V42H237ZM244 43L242 44V43H240V44H242V45H244ZM61 44H62V41H61ZM65 44V43H64ZM67 44V43H66ZM79 43H77V44H75V45H78ZM229 44V45H230ZM9 45V44H8ZM14 45V42L12 43V46ZM16 45V44H15ZM82 45H83V43H82ZM169 44L167 43V44H164V46H168ZM197 45V44H196ZM247 45V46H246ZM260 46H262L261 45V43L259 44ZM2 46H5V44H3ZM6 46H7V44H6ZM62 46V45H61ZM79 46H81V42H80V45ZM131 46H133V45H129V49H130V47ZM139 46H143V45H139ZM164 46H162V47H164ZM169 46H171V48L173 47V45H172V43H171V45H169ZM227 46V47H226ZM241 46V45H240ZM10 47H11V45H10ZM17 47V46H16ZM15 47V48H16ZM63 47V46H62ZM127 47H124L125 49L124 50H122L123 52H125V50H127ZM138 47V46H137ZM244 47V46H243ZM250 47V46H249ZM259 47V46H258ZM1 48V47H0ZM4 48H7V47H4ZM14 48V47H13ZM155 48V49H154ZM200 48V47H199ZM242 48V47H241ZM254 48V49H255ZM3 49V48H2ZM9 49H12V48H9ZM18 49H22V48H18ZM69 49V48H68ZM67 49V50H68ZM74 49V48H73ZM82 49V48H81ZM86 49V48H85ZM128 49V50H129ZM135 49V47H133V50ZM139 49V48H138ZM201 49V48H200ZM203 49H201V50H203ZM244 49V48H243ZM252 49V48H251ZM258 49H260V47L258 48ZM6 50V49H5ZM4 50V51H5ZM7 50H8V48H7ZM14 50V49H13ZM12 50V51H13ZM17 50V49H16ZM75 50V49H74ZM88 50V49H87ZM86 50V51H87ZM127 50V51H128ZM130 50H132V47H131V49ZM132 50V55L131 56H133V54L135 53V50L133 51ZM140 50V49H139ZM142 50V49H141ZM150 50V49H149ZM149 50H147L146 52H148V53H150V51ZM255 50H257V49H255ZM1 51V50H0ZM9 51V50H8ZM71 51H72V49H71ZM122 51H120V52H122ZM252 51V50H251ZM11 52V51H10ZM15 52H17V51H15ZM14 52V53H15ZM20 52V55H21V53H22V51H19ZM26 52V51H25ZM25 52L23 53L24 54V56H26L27 55V53L28 52H26V54H25ZM119 52V53H120ZM122 52V53H123ZM134 52V53H133ZM145 52V51H144ZM145 52V53H146ZM203 52V51H202ZM243 52V51H242ZM256 52V51H255ZM8 53V52H7ZM7 53H5V55L7 54ZM13 53V54H14ZM18 53V52H17ZM16 53V54H17ZM75 53V52H74ZM81 53V52H80ZM79 53V54H80ZM82 53H83V51H82ZM137 54L139 53V52H136ZM135 53V55H137ZM148 53H146V54H148ZM241 53V52H240ZM258 53H263L264 54V52H263V49L261 50V51H259L258 50ZM12 54V55H13ZM19 54V53H18ZM30 54V53H29ZM126 54L127 53H125V56H126ZM159 54H161V51L159 52ZM202 54V53H201ZM250 54V53H249ZM257 54V53H256ZM262 54V55H263ZM8 55V54H7ZM6 55V56H7ZM81 55V54H80ZM128 55V54H127ZM142 55H144V54H142ZM149 55V54H148ZM246 55V54H245ZM245 55H243V56H245ZM255 55V54H254ZM11 56V55H10ZM18 57H19V55H17ZM30 56V55H29ZM137 56H140L139 54L137 55ZM209 56H211L210 58H209ZM242 56V55H241ZM241 56H239V58H241ZM247 56H248V54H247ZM257 56V55H256ZM9 57V56H8ZM20 57H23L22 55L20 56ZM119 57H121V55L119 56ZM127 57V56H126ZM134 57H136V56H134ZM133 57V58H134ZM165 57V56H164ZM260 57V56H259ZM4 58H6V57H4ZM35 58V57H34ZM79 58V57H78ZM138 58V57H137ZM195 58V57H194ZM261 58H263V56L261 57ZM33 59V58H32ZM125 59H129V58H124V61H125ZM135 59V58H134ZM170 59V58H169ZM168 59V60H169ZM196 59V58H195ZM244 59V58H243ZM242 59V60H243ZM246 59V58H245ZM257 59H260V58H258V56H257ZM26 59H24V61L23 62H26L25 61ZM30 60V59H29ZM80 60V59H79ZM166 60V59H165ZM163 58H162V61L164 62L165 61ZM168 60H166V62L168 61ZM241 60V61H242ZM249 60V59H248ZM28 61V60H27ZM202 61H203V67L201 68V69H199V67H201L202 65ZM221 61V60H220ZM219 61V62H220ZM3 62H5L4 63V65H0V167L2 166V168H5V169H3V170H5V171H3L2 173L3 174H0V177H2V176H5V178L4 179H2V180H5V179H7V180H9L10 182H12V180L13 179H15V181H16V179H19L21 176H23L24 174H26V172L28 171V168L26 167V166H24L23 164H24V162H25V158L27 157V159H31L30 161H35V160H37V162L39 161V162H41L42 164H43V166L44 165H47V164H51L50 162H51V160L49 159V154H47V151L45 150V148H44V146H43V144L41 143V141H39V139H38V137H37V135H36V130H34V128L36 129H38L39 131H40V134L42 135V138L44 139V143H46V145H47V147H49V149L51 150V152H53L55 155H56V157L58 158V161H59V163L58 164H61L60 162L61 161H64V155L66 154V152L69 150V148H68V146H69V143H68V138L66 139V135L67 134H69V132H68V130H66L65 129V127H63V125H62V123H64V118L66 117V115H65V117H64V115L63 114H65L66 113V111L68 110V107H66V105L64 104V100L66 99V97L64 98V99H61V98H59V97H54V98H56L55 100H58V102L57 101H55L54 100V98L52 99L53 100V103L55 102V105L56 104H58V112H57V110H56V116H52V117H50L48 114L50 113V111H49V106H47L48 108H45L46 106L44 105V103L42 104V105H44L45 107H43L41 104H39V102H37L36 101V97H38L37 96V94H39V91H37L38 93L36 94V97H34L33 96V94L32 93H34V92H32L31 93V96H32V98H31V96L28 94V92H27V89L30 87V85H28V86H26L25 88H27V89H25L24 88V79L23 78H25V77H23L24 76V71H23V69H25L26 68V66H22V64H21V62H20V59L19 60H16V59H12V57L11 58H6V59H4L3 60ZM30 61H28V63H29ZM36 62V61H35ZM80 62V61H79ZM114 62V61H113ZM116 62V61H115ZM126 62H128V60H126ZM138 62V61H137ZM166 62H164L165 64H166ZM169 62V61H168ZM167 62V63H168ZM31 63V62H30ZM29 63V64H30ZM73 63V62H72ZM83 63V62H82ZM134 63H135V61H134ZM141 63V62H140ZM163 63V64H164ZM204 63H206L205 65H204ZM218 63V62H217ZM0 64H1V62H0ZM3 64V63H2ZM6 64H8L9 65V77H7L8 75L6 74H4L3 72L1 73V71H2V69H3V67L6 65ZM25 64V63H24ZM27 64V63H26ZM25 64V65H26ZM32 64V63H31ZM115 64V63H114ZM126 64V63H125ZM136 64V63H135ZM137 64H139V63H137ZM136 64V65H137ZM163 64H162V66H163ZM164 64V66H163V68L166 66ZM194 64H196V63H194ZM237 64V65H236ZM33 65V64H32ZM79 65V64H78ZM77 65V66H78ZM111 65H113V64H111ZM116 65V64H115ZM118 65H119V61H118ZM122 65V64H121ZM148 65V66H149ZM151 65L153 66V68L151 67ZM263 65H264V63H263ZM80 66V65H79ZM139 66V65H138ZM147 66V65H146ZM192 66V67H193ZM199 66V67H198ZM243 66V65H242ZM5 67H7V66H5ZM121 67H125V65H123V66H121ZM126 67H128V66H126ZM130 67V66H129ZM133 68H134V66H132ZM141 67H143V73H146L147 71H149V70H145L144 68V66L142 65ZM29 68V67H28ZM80 68H82V67H80ZM133 68H131V73H132V69ZM216 68V67H215ZM8 69V68H7ZM39 69V68H38ZM65 69V68H64ZM78 69V67L76 68V70ZM83 69V68H82ZM115 69V68H114ZM119 69V68H118ZM121 69V68H120ZM125 70H126V68H124ZM123 69V70H124ZM129 69V68H128ZM141 68H139L138 69V71L140 70ZM167 69V68H166ZM165 69V70H166ZM192 69V68H191ZM218 69L216 68L215 70H217V72H218ZM60 70V69H59ZM107 70V69H106ZM117 70V69H116ZM142 70V69H141ZM140 70V71H141ZM153 71V72H157V71ZM244 70V69H243ZM61 71V70H60ZM82 71V70H81ZM101 73H100V72ZM127 72V74L128 75H130L129 73H128V71L129 70H126ZM135 71H137V69H135ZM134 71V72H135ZM139 71V72H140ZM146 71V72H145ZM194 71H193V73H194ZM214 71V70H213ZM29 72V71H28ZM35 72V71H34ZM114 72H115V70H114ZM139 72L137 73V75L139 74ZM153 72H152V74H153ZM159 72V71H158ZM165 72V71H164ZM164 72H162V74L164 73ZM188 72H189V70H188ZM200 72H199V74H200ZM218 72V73H219ZM243 72V71H242ZM253 72V71H252ZM7 73V72H6ZM26 73V72H25ZM33 72H31V74H30V76L32 75V76H34V74H32ZM57 73V72H56ZM117 73V72H116ZM125 73V74H126ZM149 73H151V72H149ZM148 73V74H149ZM192 73V72H191ZM28 74V73H27ZM26 74V75H27ZM141 74H142V71H141ZM141 74H140V76H141ZM147 74V73H146ZM146 74H144V75H146ZM160 74H161V72H160ZM43 75V74H42ZM70 75V74H69ZM74 75V74H73ZM117 75V74H116ZM122 75L124 76V74H123V72H122ZM128 75H126V76H128ZM192 75V74H191ZM211 75V74H210ZM217 75H219V74H216V76ZM226 75H225V77H226ZM56 76V75H55ZM66 76H68V75H66ZM106 76V77H105ZM113 77H115V79H116V77L117 76H115L114 74L112 75ZM142 76H143V74H142ZM147 76V75H146ZM150 76V78H151V74L150 75H148V77ZM194 76V75H193ZM196 76V75H195ZM212 76V75H211ZM221 76H223V75H221ZM79 77H83V71L82 72H79V73H77L75 76H72V73H71V77H70V80H68V83H67V85L65 84V87H66V90L67 91H69L70 92V90H71V98H74V96L76 97L75 99L77 100V98L79 97V99L81 98L79 95H81L82 93H80V90H81V86L83 85V82H82V85H81V81H83L84 79L83 78H80L79 80H81V81H76V78L78 79ZM89 77V78H90ZM108 77H110V76H108ZM148 77H146V80H148V79H150V78H148ZM180 77V76H179ZM214 77H215V72H214ZM214 77H212V79L211 80H214L213 78ZM224 77V80L226 79L227 80V78L228 77H226L225 78ZM9 78V79H8ZM34 78V77H33ZM32 78V79H33ZM43 78V77H42ZM69 78V77H68ZM68 78H66V79H68ZM87 78H88V76H87ZM110 78H112V77H110ZM110 78H109V80H110ZM148 78V79H147ZM190 77H188V79H189ZM223 78V77H222ZM29 79V78H28ZM27 79V81H29V80H31V77H30V79L28 80ZM60 79H62V80H64L63 78H60ZM83 79V80H82ZM197 79H198V81H199V78L197 77ZM218 80H220L219 79V77L217 78ZM216 79V80H217ZM230 79V78H229ZM232 79V78H231ZM230 79V80H231ZM235 79V78H234ZM215 80V81H216ZM242 80V79H241ZM240 80V81H241ZM37 81V80H36ZM38 81H40V80H38ZM98 81H97V83H98ZM107 81V80H106ZM169 81H171V80H169ZM175 81V80H174ZM176 81H178V80H176ZM184 81H185V83H186V80L184 79ZM183 81V82H184ZM221 81H222V79H221ZM220 81V82H221ZM243 81V80H242ZM32 82L33 83H36L35 82V80L33 79V81H31V82H29V83H31L32 84ZM41 82H43V80H41ZM44 82H46V80H44ZM49 82V81H48ZM91 82V81H90ZM182 82V81H181ZM218 82V81H217ZM27 83V82H26ZM29 83H27V84H29ZM47 83V82H46ZM50 83V82H49ZM55 83V82H54ZM58 83V82H57ZM57 83H55V86L57 85ZM88 83H89V81H88ZM95 83L96 82H94V81H92V85H95ZM96 83V84H97ZM108 83V81L106 82V84ZM107 84V85H111V84ZM169 83V82H168ZM173 83V82H172ZM198 83V82H197ZM214 83V82H213ZM38 84H43V83H38ZM181 84V83H180ZM184 84V83H183ZM219 84V83H218ZM240 84V83H239ZM239 84L238 85H236V86H239ZM26 85V84H25ZM49 85H52L51 83L49 84ZM60 85V84H59ZM58 85V86H59ZM85 85H86V83H85ZM85 85H83V87H85ZM99 85V84H98ZM169 85H172V84H169ZM185 85V84H184ZM206 85V84H205ZM233 85V86H232ZM231 86H230V90L232 89V90H234L235 91V89H233V88H235L236 86L234 85V84H232ZM240 85H242V84H240ZM249 85V84H248ZM32 86L33 85H31V87L30 88H32ZM35 86H37V83H36V85ZM48 86V85H47ZM47 86L45 87V88H47ZM87 86H89V85H87ZM167 86V85H166ZM181 86V85H180ZM179 86V89H181L182 90V88H184V87H186V86H181L180 87ZM194 85H192V87H193ZM82 87V88H83ZM92 87V86H91ZM118 87V86H117ZM116 87V88H117ZM171 87V86H170ZM173 87V86H172ZM177 87V86H176ZM175 87V88H176ZM196 87V86H195ZM208 87V86H207ZM210 87V86H209ZM217 87V86H216ZM29 88V89H30ZM44 88V89H45ZM49 88H50V86H49ZM87 90H88V88L87 87H85ZM85 88H83V91H84V89ZM93 88V87H92ZM169 88V87H168ZM174 88V89H175ZM203 88V87H202ZM227 88V87H226ZM229 88V87H228ZM244 88V87H243ZM242 88V89H243ZM263 88V87H262ZM28 89V90H29ZM37 89H38V87H37ZM41 89H43V86L41 87ZM48 89V88H47ZM55 89H57L56 87H55ZM58 89H60V88H58ZM57 89V90H58ZM65 89V88H64ZM109 89V90H108ZM177 89L178 88H176L175 90L177 91ZM186 89V88H185ZM209 89V88H208ZM217 89V88H216ZM236 89H237V87H236ZM31 90V89H30ZM33 90H34V87H33ZM40 90V89H39ZM51 90H54L53 89V85H52V88H51ZM86 90V91H87ZM168 90H170V89H168ZM171 90H173L172 88H171ZM170 90V92H173V91H175V90H173V91H171ZM187 90H189V88L187 89ZM186 90V91H187ZM229 90V91H230ZM231 90V91H232ZM247 90V89H246ZM251 90V89H250ZM32 91V90H31ZM30 91V92H31ZM36 91V90H35ZM42 91V90H41ZM40 91V92H41ZM46 91V90H45ZM49 91H50V89H49ZM66 91V92H67ZM82 91V92H83ZM85 91V93H87ZM97 91V90H96ZM105 91V92H106ZM180 91V90H179ZM197 91V90H196ZM200 90H198V92H199ZM223 91H225V90H223ZM227 91V90H226ZM263 91V90H262ZM56 92V91H55ZM92 92H93V90H92ZM89 93L90 95L91 94H93L94 96H95V94H94V92L93 93ZM100 92H102V91H100ZM104 92V93H105ZM106 92V93H107ZM112 92V91H111ZM152 92V91H151ZM183 92H185V91H183ZM203 92V91H202ZM210 92V91H209ZM213 92V91H212ZM237 92V91H236ZM242 92V91H241ZM244 92V91H243ZM247 92H249L248 90H247ZM258 92H260V90L258 91ZM43 93H44V91H43ZM50 93V92H49ZM51 93L53 94V91H51ZM62 93V92H61ZM63 93H64V91H63ZM103 93V92H102ZM101 93V94H102ZM156 93V92H155ZM166 93H169L168 91L166 92ZM179 93V92H178ZM181 93V92H180ZM179 93V95H180V98H184V97H187V95H186V93H188V92H185V94H184V96H183V94L181 95ZM195 93V92H194ZM204 93V92H203ZM246 93V92H245ZM46 94H47V92H46ZM69 94V95H70ZM79 94V95H78ZM101 94H100V96H101ZM108 94H110L109 92H108ZM172 94H174V92L172 93ZM212 94V93H211ZM216 94V93H215ZM220 94V93H219ZM249 94V93H248ZM55 95V94H54ZM87 95V94H86ZM86 95H84V92H83V96L85 97ZM90 95L88 96V97H90ZM112 97H113V93H111L110 94ZM179 95H177V96H179ZM205 95V94H204ZM260 95V94H259ZM264 95V94H263ZM261 96V97H255V100L253 99V98H251V103H250V98H249V105H247V103L245 102V104H244V102H243V104H244V106H245V108H243L242 106V108L240 107H238V108H236V110H237V112L236 113H234V114H232V116H233V118H231V116H230V119H232V122H230L231 124H229V125H227V124H224V123H226L225 121H226V119H227V117L229 118V116H227L226 115V117H225V121H224V123H222L221 121H223V119H222V115H221V113H223L222 112V110L221 109H218V110H221L220 112H217L216 114H220V115H218V116H220V118L221 119H219L218 117H217V120L219 119V121H217V124H214V123H216V122H214V120H213V123L212 124H214L215 126H212L213 128L214 127H216V125H217V127H219V130L218 129H215L218 133H219V137L221 138V140H222V142L226 145V147H227V151H228V157H227V160H228V162H227V164H228V172H226L227 173V176H226V180H225V185H224V187H223V193L222 194H220V196H219V199H218V204H219V206L218 207H216V208H218V210L220 211L221 210V212L222 213H220L219 211L217 212L216 211V213L218 214V213H220L221 215L223 214V212H230L229 213V215L230 216H234V217H236V216H238V218H240V219H242V221L244 220L245 222H247L248 224L247 225H249V227H251V231H252V234H251V236H250V238H251V240H250V249H251V253L248 255V256H245V257H247V259H245V260H243V258H241V260L242 261H237V262H234L233 263V260H231V262H232V264H264V194H260L259 195V197L261 198V202H259L256 206H249V205H245V204H242L241 203V201L244 199V194H240V193H242V191H244V189H246V188H248L249 186L251 187V185H255V184H260L261 186H264V96ZM40 96V95H39ZM56 96V95H55ZM68 96V95H67ZM78 96V97H77ZM82 96V95H81ZM82 96V97H83ZM97 96H99V95H97ZM100 96H99V99H100ZM106 96H108V95H106ZM106 96H104L105 98H106ZM168 96H170L169 94H168ZM168 96H167V99H168ZM220 96V95H219ZM41 97H42V95H41ZM48 97V96H47ZM51 97H53L52 95L50 96V98ZM60 97H63L62 96V94L60 95ZM91 97H93L92 95H91ZM90 97V98H91ZM112 97H110L109 96V98H112ZM114 97H115V95H114ZM175 97H176V95H175ZM201 97V96H200ZM40 98V97H39ZM58 98V99H57ZM69 98V97H68ZM94 98V97H93ZM102 98H103V96H102ZM109 98L107 99V100H109ZM118 98V97H117ZM117 98L115 99L114 98V101H116V103L118 102V101H120V100H118L117 101ZM130 98V97H129ZM132 99H133V97H131ZM144 99H145V96L143 97ZM154 98H155V96H154ZM170 98H171V96H170ZM193 98V97H192ZM199 98V97H198ZM208 98V97H207ZM46 99V98H45ZM48 99V98H47ZM89 99V98H88ZM88 99H87V101H88ZM98 99V100H99ZM104 99V98H103ZM119 99V98H118ZM131 99V100H132ZM144 99H140V100H144ZM148 99V101H149V98H146V100ZM151 99V98H150ZM158 99V98H157ZM177 99V98H176ZM175 99V100H176ZM187 99V98H186ZM190 99H191V97H190ZM195 99V98H194ZM38 100H40V99H38ZM42 100H43V98H42ZM69 100V99H68ZM67 100V101H68ZM76 100H74L76 103H77V101ZM83 100H86V99H83ZM97 101V99H96V97L93 99V102L94 101ZM105 100V99H104ZM104 100H103V102H104ZM107 100H105V102H107L108 103V101ZM112 100V99H111ZM127 100L129 101L130 99H128V97H127ZM125 101V102H128V101ZM183 100V99H182ZM200 100H202V99H199V101ZM44 101V100H43ZM45 101H47V100H45ZM44 101V102H45ZM51 101V100H50ZM66 101V102H67ZM69 101H73V100H69ZM67 102V103H69L68 105L70 106V103L71 102ZM74 101H73V103H74ZM78 101H80V100H78ZM86 101V102H87ZM90 101H91V99H90ZM101 101L102 100H100V103H101ZM114 101H112V104H113V102ZM156 101V100H155ZM196 101H197V99H196ZM208 101V100H207ZM248 101V100H247ZM40 102H42V101H40ZM65 102V103H66ZM85 102V103H86ZM92 102V101H91ZM99 102V101H98ZM103 102H102V104H103ZM105 102H104V104H105ZM110 102V101H109ZM122 101H120V103H121ZM143 102V101H142ZM150 102L151 103H153L154 104V102H152L151 100H150ZM171 102H173L174 103V101L172 100ZM179 103H180V101H178ZM191 102V101H190ZM219 102H220V100H219ZM46 103V102H45ZM51 103V102H50ZM100 103H98V104H100ZM115 103V104H116ZM141 103V102H140ZM144 103V102H143ZM167 103V102H166ZM172 103V104H173ZM209 103V102H208ZM48 105H49V103H47ZM75 104V103H74ZM83 104V103H82ZM82 104H79V106L80 105H82ZM87 104H89V102L87 103ZM111 104V102L109 103V105ZM111 104V105H112ZM115 104H113V105H115ZM119 104V103H118ZM116 105V106H119V105ZM123 104V103H122ZM121 104V105H122ZM148 104V103H147ZM156 104V103H155ZM155 104H154V106H155ZM170 104V103H169ZM168 104V105H169ZM181 104V103H180ZM216 104H217V102H216ZM243 104H239V105H243ZM51 105V104H50ZM67 105V106H68ZM72 105V107H74L75 108V105L73 106V104H71ZM76 105H78V104H76ZM90 105H92V104H90ZM108 104H105V106H107ZM107 106V107H109V110H108V114L111 116V117H115V118H117V117H119V119H120V115L121 114H119V116L117 115L118 113H117V108L118 109H120L119 107H121V106H119V107H117L116 109H112L110 106ZM112 105V106H113ZM124 105H126V103L125 104H123V109H124V112H126L125 111V109L127 108L126 106H124ZM150 106H151V104H149ZM157 105V104H156ZM171 105V104H170ZM174 105V104H173ZM176 105V104H175ZM177 105H178V103H177ZM176 105V106H177ZM198 105V104H197ZM219 105H220V103H219ZM237 105V104H236ZM88 106V105H87ZM87 106H85V107H87ZM93 106V105H92ZM153 106V105H152ZM166 106V105H165ZM175 106V107H176ZM178 106H180V105H178ZM81 107V106H80ZM90 107V106H89ZM89 107H87V108H89ZM124 107H126V108H124ZM167 107V106H166ZM174 107V106H173ZM218 106H216V108H217ZM222 107V106H221ZM67 108V109H66ZM71 108V106L69 107V110H72V109H70ZM99 108H100V106H98V110H99ZM102 108V110H103V106L101 107ZM155 108V107H154ZM157 108V107H156ZM169 108H170V106H169ZM168 107H167V109H169ZM86 109V108H85ZM90 109V108H89ZM89 109H87V111L89 110ZM104 110V111H101V109L99 110L100 112H99V114H98V117H99V115L101 114V112H104L105 113V111H107V110ZM110 109H111V111H110ZM53 110V109H52ZM113 110V111H112ZM116 110V111H115ZM155 110V109H154ZM154 110L152 111L153 113H156V112H154ZM159 109L157 108V111H158ZM218 110H216V111H218ZM49 111V112H48ZM55 111V110H54ZM87 111H85V112H87ZM109 111H110V113H109ZM118 111H120L121 112V110H118ZM150 112H151V110H149ZM148 111V112H149ZM169 111H171V112H173V110H169ZM168 111V112H169ZM225 111V110H224ZM227 111H229V110H227ZM27 113V116L29 115L30 117V120H32V122H34V125L32 126V125H30V123H28L27 122V119L25 120V118H24V113ZM48 112V113H47ZM91 112V111H90ZM97 112V111H96ZM94 113L95 114V116H97L96 114L97 113ZM111 112H113V115L111 114ZM114 112H116L117 114L115 115V113ZM119 112V113H120ZM127 112H129V111H127ZM135 112H137V110L135 111ZM150 113V114H153V113ZM178 112V110L176 109L175 110V120H173L174 122L177 120V113ZM226 112V111H225ZM68 113V112H67ZM71 113H73V111L71 112ZM70 113V115H72ZM89 113V112H88ZM87 113V114H88ZM134 113V112H133ZM138 113V112H137ZM158 113H159V111H158ZM164 114H166L165 112H163ZM170 113V112H169ZM169 113H167L168 114V116H169ZM211 113V112H210ZM228 113V112H227ZM51 114V113H50ZM103 114V113H102ZM106 114V113H105ZM108 114H106V116L108 115ZM160 114V113H159ZM166 114V115H167ZM172 114H174V112L172 113ZM171 114V116H173ZM180 114V113H179ZM178 114V115H179ZM205 114H207V113H205ZM225 114V113H224ZM52 115V114H51ZM63 115V118L62 117H60V116H62ZM68 115H69V113H68ZM74 115V114H73ZM108 115V116H109ZM115 115V116H114ZM130 115H131V113H130ZM129 115V116H130ZM137 115V114H136ZM156 115H157V113H156ZM213 115V114H212ZM231 115V114H230ZM26 116V115H25ZM75 116V115H74ZM73 116V117H74ZM77 116V115H76ZM94 116V115H93ZM93 116H91L92 118H93ZM101 116H103V115H100V118H101ZM107 116V118H109ZM123 116V115H122ZM153 116V115H152ZM158 116V115H157ZM157 116H155V117H157ZM165 116V115H164ZM180 116V115H179ZM183 116H184V114H183ZM183 116H181L182 117V119H183ZM214 116V115H213ZM71 116H68V118L66 117L65 119L67 120V119H69ZM147 117V116H146ZM148 117H149V115H148ZM147 117V119L149 120V119H151V118H148ZM161 117V116H160ZM216 117V116H215ZM215 117H213L212 118V116H211V118L212 119H214ZM223 117V118H224ZM72 118V117H71ZM84 118H85V116H84ZM105 118V117H104ZM103 118V119H104ZM126 119H127V117H125ZM130 118H132V116H130ZM166 118H170V117H167L166 116ZM173 118H174V116H173ZM185 118V117H184ZM76 119V118H75ZM75 119H73V120H75ZM102 119V118H101ZM102 119V121H104V120H106L105 121V123L106 122H108L107 121V119H104L103 120ZM126 119H124V120H126ZM156 119V118H155ZM165 119V118H164ZM179 119V118H178ZM70 120H72V119H70ZM77 120V119H76ZM96 120V119H95ZM179 120H181V118L179 119ZM178 120V121H179ZM185 120V119H184ZM228 120V119H227ZM69 121V120H68ZM78 121V120H77ZM80 121H81V119H80ZM101 121V122H102ZM112 121V120H111ZM121 121H122V119H121ZM147 121V120H146ZM157 121H159V119L157 120ZM169 121V120H168ZM233 121H235V122H233ZM67 122V121H66ZM74 122V121H73ZM91 122V121H90ZM97 122V121H96ZM98 122H100L99 120H98ZM119 122H120V120H119ZM125 122V121H124ZM126 122H127V120H126ZM125 122V125L127 124ZM151 122H156V120H154V121H151ZM151 122H149V124L151 123ZM187 122V120L185 121V123ZM89 123V122H88ZM95 123V121L93 122V124ZM129 123V122H128ZM157 123V122H156ZM184 123V122H183ZM184 123V124H185ZM55 124H57V125H55ZM76 124H77V122H76ZM80 124V123H79ZM92 124V123H91ZM100 124V123H99ZM115 124H116V122H115ZM114 124V125H115ZM132 124H133V122H132ZM147 124V126H148V123H146ZM154 124V123H153ZM169 124V123H168ZM173 124V123H172ZM175 124V123H174ZM182 124V123H181ZM59 125V127H61L62 126V128H60V129H56V127ZM65 125V124H64ZM71 125H72V123H71ZM70 125V126H71ZM73 125H75V124H73ZM72 125V126H73ZM78 125V124H77ZM85 125H89V124H86L85 123ZM98 125V124H97ZM97 125L95 124V126L97 127ZM107 125V124H106ZM105 125V126H106ZM117 125H119V123L117 124ZM121 126H122V124H120ZM124 125V124H123ZM124 125V126H125ZM128 125H131V123H129ZM164 125V124H163ZM166 125V124H165ZM176 125H178V123L176 122V124H175V126ZM180 125V124H179ZM35 126V127H34ZM66 126V125H65ZM69 126V125H68ZM80 126H81V124H80ZM82 126H83V124H82ZM81 126V127H82ZM92 126V125H91ZM90 126V128H89V126H88V128L86 127V126H83V127H86L87 128V130L89 129H91V131H87L88 133H87V135L88 134H91L92 135V133L91 132H93V130H94V127H91ZM108 127H110V123H109V125H107ZM106 126V127H107ZM173 126V125H172ZM171 126V127H172ZM181 126V125H180ZM188 125L186 124V126H185V128L187 127ZM34 127V128H33ZM59 127H57V128H59ZM74 127V126H73ZM79 127V126H78ZM77 126L75 127V128H77V130H79V129H81V127L80 128H78ZM95 127V128H96ZM102 127H103V125H102ZM102 127H101V131L103 130L102 129ZM107 127V128H108ZM112 127V126H111ZM117 127V126H116ZM123 127V126H122ZM125 127H127V126H125ZM149 127V126H148ZM165 127V126H164ZM169 127V126H168ZM184 127V126H183ZM182 127V128H183ZM191 127H194V126H190V129H192ZM74 128V129H75ZM86 128H85V130H86ZM92 128H93V130H92ZM100 128V127H99ZM104 128V127H103ZM112 128H114V127H112ZM130 128V127H129ZM132 128V127H131ZM189 128V127H188ZM65 129V130H64ZM118 129L119 128H117V131H118ZM120 129H122V128H120ZM119 129V130H120ZM128 129V128H127ZM127 129H126V133L128 132L127 131ZM161 129H163L162 127H161ZM173 129V128H172ZM8 130V131H7ZM70 130H72V129H70ZM77 130H72V133H74V131L76 132ZM84 129H83V131H85ZM97 129H95L94 131H96ZM100 130V129H99ZM108 129H106V130H104V131H107ZM109 130H110V128H109ZM107 131L108 132V135L106 136V133H101L102 135L104 134L106 137H108L109 136V132L111 131ZM114 130V129H113ZM125 130V129H124ZM143 130V129H142ZM157 130V129H156ZM164 130L165 131H167V133L171 136V133H169L170 132V128L169 129H165L164 128ZM169 130V131H168ZM179 130V129H178ZM181 130H183V129H181ZM7 131V134L9 133V131H12L16 136L14 137V138H12V139H8L9 140V142H12V143H10V145H14L15 146V153L13 152V151H11V150H9L8 149V144H7V142H6V140H5V136H4V133ZM80 131H82V129L80 130ZM116 130H115V132H117ZM145 131H147V130H145ZM163 131V130H162ZM173 131V130H172ZM175 132L174 133H176V130H174ZM180 131V130H179ZM188 130L186 129L185 130V132H187ZM195 130L193 129V131L191 130V131H189L190 133H192V132H194ZM38 132V131H37ZM97 132V131H96ZM96 132H95V134L93 133V135H96ZM121 132H122V130H121ZM120 132V134H119V136L121 135V134H124V133H121ZM131 132V131H130ZM181 132V131H180ZM179 132V133H180ZM80 133V132H79ZM78 132H77V134H79ZM84 133V132H83ZM82 133V134H83ZM125 133V134H126ZM131 133H133V132H131ZM130 133V134H131ZM134 133H136V132H134ZM159 133V132H158ZM178 132H177V134H179ZM183 133H184V131L182 132V134H181V136L183 135ZM195 133V132H194ZM216 133V132H215ZM71 134V133H70ZM98 134V133H97ZM116 134V133H115ZM125 134H124V136H125ZM128 134V133H127ZM161 134V133H160ZM163 134H166V133H163ZM162 134V135H163ZM173 134V133H172ZM185 134V133H184ZM187 134V133H186ZM196 134V133H195ZM8 135H10V133L8 134ZM72 135V134H71ZM83 135H85V136H87L86 134H83ZM111 135H114V133L113 134H111ZM134 135V134H133ZM133 135H131V136H133ZM136 135V134H135ZM140 134H138V136H139ZM167 135V134H166ZM180 135V134H179ZM189 135H192V134H189ZM76 136V135H75ZM74 136V137H75ZM78 136V135H77ZM80 136L82 137V135H81V133H80ZM88 136H90V135H88ZM123 136V137H124ZM129 136V135H128ZM137 136V135H136ZM135 136V137H136ZM154 136V135H153ZM165 136V135H164ZM168 136V135H167ZM166 136V137H167ZM170 136H168L169 138H171L172 139V137L173 138H175L173 135L170 137ZM175 136L178 138L179 136L178 135H176L175 134ZM193 136V135H192ZM192 136H190L191 137V139H192ZM99 137H100V134H99ZM103 137V136H102ZM114 137H116V136H114ZM113 137V138H114ZM122 136L120 137L121 138V140L120 141H123L122 140V138H123ZM126 137V136H125ZM157 138H160L162 141H164L160 136L158 137V136H156ZM155 136H154V138H156ZM167 137V138H168ZM184 138L186 137V136H183ZM183 137H181V138H183ZM77 138V137H76ZM76 138L73 140V141H75L76 140ZM82 138H84L85 139V137H82ZM81 138V139H82ZM93 138V141H95L94 140V138H95V136L94 137H92ZM92 138H90V139H92ZM109 138V137H108ZM107 138V139H108ZM112 138V137H111ZM130 138V137H129ZM134 137H131V139H133ZM137 138H139V137H137ZM141 138H143V137H141L140 136V141H141V143L143 144V142H144V140H141ZM145 138V137H144ZM148 138L149 137H146L145 139L146 140H148ZM153 138V139H154ZM181 138H180V140H178V139H176V140H174V139H167L166 141H164V142H161V140H159V139H154V143H152L151 145L149 144L148 145V147L147 146H144V145H142V146H136V147H133L134 146V143L135 142H133V141H131V139H130V141L128 142V139L127 138H125L126 140H127V142H128V147H127V145L125 144V142L123 143V144H125L124 146L125 147H127V148H129V152L127 153V150H126V153L127 154H125L124 155V157L122 156L123 154H120L121 155V157H120V155L118 154L117 156L119 157H117L116 156V158H117V162H118V160L120 159L121 160V162H120V165H119V162H118V164H116L115 163V165L116 166H119L120 168H122L121 170H122V176H121V178H120V181H121V183L123 184L122 185V188L121 189H119V190H121V194H119V195H121V198H122V196H123V201L121 200V199H118V200H121V201H119L120 203L122 202L123 203V205L121 206V207H118V208H116V212L118 213V216H122L123 214H128V212H129V214H130V216H129V214L127 215L129 218L131 217H133L132 219L130 218L129 220L128 219H126L125 221H127V222H130V221H132V223H134V224H136V222H137V224L139 223L138 221H137V219H134L135 218V216L134 215H132V213H131V211H127V209H128V206L131 204V203H135V202H138L139 201V204H140V201H141V204H142V206H146L148 203H147V201L148 202H150L149 200H148V196L146 197V196H144V194H143V192H146L145 194H147L148 192H147V190H146V188H148L147 187V185H146V187H145V185H144V183H143V181H142V178L144 179V178H147L148 176H150V175H152V174H154L155 175V173L157 174L158 172L160 173V175H159V173L157 174V176L159 175V176H161V178H163V176L165 177L166 175H164V173L165 172H167V170L169 169H167V167H169L168 166V164H169V162L171 163V162H175V160L174 161H170V158H171V156H172V151H174L173 150V148L175 147V145L176 144H178L179 142L178 141H182V143L183 142H185V140L188 138H185V140H181ZM42 139V140H43ZM73 139V138H72ZM71 139V140H72ZM78 140L80 139V138H77ZM80 139V140H81ZM89 139V138H88ZM98 139V138H97ZM102 139V138H101ZM104 139V138H103ZM166 139V138H165ZM7 140V141H8ZM100 140V139H99ZM117 140H119V139H117ZM135 140V139H134ZM160 141L161 143H157L156 141ZM188 140H189V138H188ZM187 140V141H188ZM192 140H194V139H192ZM196 140V139H195ZM82 141H85V140H82ZM92 141V140H91ZM107 141V140H106ZM125 141V140H124ZM136 141V140H135ZM139 141V140H138ZM150 141H152V140H150ZM187 141L185 142V144H182L184 147V149L186 148L187 150H188V152H189V149H190V146H189V144L188 143H190V141L187 143ZM88 142H89V140H88ZM96 143H98V140L97 141H95ZM99 142H102V140L101 141H99ZM103 142H104V140H103ZM146 142V141H145ZM144 142V143H145ZM148 142H149V140H148ZM85 143H86V141H85ZM91 143H94V142H91ZM105 143V142H104ZM191 143H193V142H191ZM191 143H190V145H191ZM84 144V143H83ZM90 144V143H89ZM99 144V143H98ZM147 143H145V145H146ZM73 145V144H72ZM78 145H79V147H80V143H78ZM87 145V144H86ZM91 145V144H90ZM93 145V144H92ZM94 145H96V144H94ZM104 144H102L101 145V148H102V146H103ZM194 145V144H193ZM75 146V145H74ZM84 145H81V148L83 147ZM96 146H98L99 147V145H96ZM179 146H180V144H179ZM195 146V145H194ZM194 146H192V147H194ZM88 147V146H87ZM90 147V146H89ZM94 147V146H93ZM181 147V146H180ZM180 147L178 148L177 147V149H180ZM73 148H75V147H73ZM78 148V147H77ZM84 148V147H83ZM95 148H97V147H95ZM122 148L124 149V147L122 146ZM122 148H121V150H122ZM176 148V147H175ZM174 148V149H175ZM182 148V147H181ZM182 148V149H183ZM189 148V149H188ZM195 148V147H194ZM76 149V148H75ZM87 149V148H86ZM85 148H84V150H86ZM176 149V151H180V152H185L184 150H177ZM193 148H191L190 149V151L192 150ZM201 149H202V147H201ZM200 149V150H201ZM72 150H74V149H72ZM79 151H77V150H74L75 152L77 151V153H79V152H81L80 154H82L84 151H83V149H82V151H80V148L78 149ZM89 150V149H88ZM91 150V149H90ZM89 150V151H90ZM92 150H94V149H92ZM92 150H91V153L93 154V152H92ZM99 149H96L95 150V153L98 151ZM196 150V149H195ZM13 152V153H11V152ZM74 151L73 152H70V153H74ZM89 151H88V153H89ZM109 151V150H108ZM175 151V152H176ZM198 151V150H197ZM8 152H10V153H8ZM87 152V151H86ZM187 152V151H186ZM185 152V153H186ZM188 152L186 153V154H188ZM192 152V151H191ZM200 152V151H199ZM68 153V152H67ZM69 153V155H71ZM76 153V154H77ZM90 153V155H92ZM117 153V152H116ZM119 153V152H118ZM120 153H122V152H120ZM178 153V152H177ZM185 153H183L184 154V156H183V154H182V156L183 157H185ZM198 153V152H197ZM200 153H202V152H200ZM87 154V153H86ZM180 153H178V155H179ZM194 154V153H193ZM192 154V155H193ZM20 155V156H19ZM74 155H75V153H74ZM83 155H85V154H83ZM82 155V156H83ZM89 155V154H88ZM93 155H98L97 153L96 154H93ZM114 155V154H113ZM173 155H175V154H173ZM189 155L191 156V153H189ZM26 156V157H25ZM67 156V155H66ZM76 156H78V155H76ZM94 156V157H95ZM198 156H200L199 158L201 159H203V158H206V157H201V155L199 154V155H197V157ZM203 156H205V155H203ZM25 157V158H24ZM79 157V156H78ZM90 157V156H89ZM172 157H174V156H172ZM181 157V156H180ZM182 157V158H183ZM57 158H56V160H57ZM68 158V156L66 157V159ZM80 158H81V156H80ZM79 158V159H80ZM82 158H84V159H86V157H82ZM175 158H176V156H175ZM177 158H179V156H177ZM192 158V157H191ZM198 158V159H199ZM26 159V160H27ZM187 159L188 160H190L189 158H188V156H187ZM193 159H194V162H196L195 161V158L193 157ZM192 159V160H193ZM199 159V160H200ZM73 160H75V159H73ZM87 160H88V158H87ZM91 160V158H89V161ZM94 160H95V158H94ZM119 160V161H120ZM171 160H172V158H171ZM197 160V159H196ZM206 160V159H205ZM205 160H203V161H205ZM207 160H208V158H207ZM79 162H83V161H85V160H78ZM77 161V162H78ZM93 161V160H92ZM187 161V160H186ZM29 162V161H28ZM76 162V163H77ZM86 162H88V161H86ZM86 162H84V163H86ZM159 162H161L160 164H162L163 165V167H161V166H159ZM190 162V161H189ZM193 162V163H194ZM200 162H202V160L200 161ZM199 162V165H201V163ZM206 162V161H205ZM73 163V162H72ZM71 163V164H72ZM73 164V165H71V166H69V167H67V170L65 171V183H64V185L66 186V189H59L61 192H58V193H54V195L52 196V197H50L49 199H47L43 204H42V208H43V211H42V213L41 214H39V216H38V218L36 219V225H37V228L36 229H34L36 232H34L33 231V233H30V229H31V232H32V230H33V228L32 227H34V226H36L35 224H34V226H32V227H30V229H28L27 228V230H29V233H27L28 231H26V232H24L25 233V237H24V239H23V234H21L20 236H22L21 237V239H23V242H22V244L21 243H19V244H21V245H18L17 244V242L16 241H18V240H14V241H7V243L5 242V241H3V239H2V243H0V249L2 250V251H0L1 253H0V264H92L93 262H92V260H91V258H92V256H90L91 255V253H90V255L88 256L87 255V253L86 252H84L83 250H81V249H79V248H81L80 246L83 244L81 241L82 240H80L79 238V240H80V242L82 243L81 245L79 244V242H78V245L75 247V248H71V250H68V251H63L64 249H63V245L62 246H59L60 248L62 247V250L59 248V247H57V246H53V244L51 243V241L49 242V239L47 240V241H45L46 239L44 238L46 235H48V234H46L45 236H44V232L45 231H47V233H48V231H50V232H52L53 230H55L56 231V229H59L60 231H63V232H65V233H62L63 235L65 234V235H68V236H73V237H75V236H80V230H78V228H77V222L75 223V220H74V214H73V210L74 209H72L71 208V205H72V207L74 206V207H76V210H78V215H79V218L81 219V222H82V226L84 227V229L86 230V232H87V234L89 233V235L90 236H88V237H91L90 239H92V242H94L93 240H95V238H96V236H97V233H98V230H97V224H98V212H97V205H96V202H95V194H93V191H95V189H94V185L92 184L93 182H92V180H94L95 181V179H94V175L92 176L91 174V177H92V180L90 179V175L88 174L89 172H90V170L88 171V172H86V169H88V167H87V165H85L84 163H80V164ZM92 163V162H91ZM185 162H184V160H183V163L182 164H184ZM191 163V162H190ZM198 163V162H197ZM30 164V163H29ZM34 164V163H33ZM39 165H40V163H38ZM53 164V163H52ZM66 164V163H65ZM89 164V163H88ZM195 164L196 163H194V166H195ZM91 165V164H90ZM191 165V164H190ZM207 165V164H206ZM30 166V165H29ZM47 166H49V165H47ZM46 166V167H47ZM68 166V165H67ZM193 166V167H194ZM227 166V165H226ZM244 166V167H243ZM245 166L247 167V168H245ZM41 167V166H40ZM45 167V166H44ZM118 167V168H119ZM159 167H161L163 170V172H161L160 170H159ZM191 167H192V165H191ZM32 168H33V165H32ZM42 168V167H41ZM48 168H50V167H48ZM62 168V167H61ZM196 168H197V164H196ZM203 168H204V166H203ZM211 168V167H210ZM210 168H208V169H210ZM245 168V169H244ZM250 168V169H249ZM31 169V168H30ZM37 169V168H36ZM54 169V168H53ZM65 169H66V167H65ZM114 169V168H113ZM171 169V168H170ZM169 169V170H170ZM174 169V168H173ZM194 169V168H193ZM199 169H200V167H199ZM202 169V168H201ZM34 170V169H33ZM45 170H47V169H45ZM51 170V169H50ZM49 170V172H51ZM62 170V169H61ZM64 170V169H63ZM63 170H62V172H63ZM116 170V169H115ZM118 170H119V173H120V169H117V172H118ZM203 170V169H202ZM1 171V170H0ZM44 171V170H43ZM48 171V170H47ZM112 171V170H111ZM188 171V170H187ZM194 171V170H193ZM196 171V170H195ZM33 171H31V173H32ZM35 172V171H34ZM207 172V171H206ZM209 172V171H208ZM30 173V174H31ZM64 173V172H63ZM119 173H117V174H119ZM163 173V175H161ZM174 173H176V172H174ZM187 173V172H186ZM203 173H205V172H203ZM202 173V174H203ZM27 174H29V173H27ZM44 174V173H43ZM121 174V173H120ZM153 175V176H154ZM186 176L188 175V173L187 174H185ZM38 176V175H37ZM37 176H36V178H37ZM40 176V175H39ZM151 176L152 177V179L153 178H156L157 176ZM184 176V175H183ZM190 176V175H189ZM150 177V178H151ZM188 177V176H187ZM191 177H192V175H191ZM26 178V177H25ZM31 178V177H30ZM33 178V177H32ZM118 178V177H117ZM182 178H184V177H182ZM38 179H39V177H38ZM41 179V178H40ZM53 179V178H52ZM149 179V177L147 178V180ZM151 179V180H152ZM191 179V178H190ZM7 180H5V181H7ZM32 180V179H31ZM43 180V179H42ZM146 180V179H145ZM150 180V181H151ZM171 180V179H170ZM7 182V183H10V182ZM14 181V180H13ZM15 181H14V183H15ZM22 181V180H21ZM33 181V180H32ZM32 181H30V180H28L27 179V182L28 183H30L29 185H32ZM39 181V180H38ZM44 181V180H43ZM52 181V180H51ZM50 181V182H51ZM149 181V182H150ZM166 181H168V179L166 180ZM39 182H41V181H39ZM113 182V181H112ZM174 182V181H173ZM182 182V181H181ZM6 182H5V184H7ZM24 183H26V181L25 182H23V184ZM36 183V182H35ZM43 183V182H42ZM145 183H147V182H145ZM148 184V183H147ZM15 185H17V184H15ZM25 185H27V183L25 184ZM47 185V184H46ZM93 185V186H92ZM8 186V185H7ZM112 186H113V188H114V185L112 184ZM119 186H121V185H119ZM16 187V186H15ZM22 187V185L20 186V188ZM24 187H26V186H24ZM29 187V186H28ZM28 187H26V190H27V188ZM32 187V186H31ZM61 187V186H60ZM92 187H93V189L94 190H92ZM260 187V186H259ZM259 187L257 188V189H259ZM7 188V187H6ZM12 188V187H11ZM117 188V187H116ZM144 188H145V190L146 191H144ZM261 188V187H260ZM3 189V188H2ZM1 189V186H0V207H1V204H6V205H8V204H10L11 203V200L10 199H12V197L11 196H13V195H16L17 196V194H10L11 192H14V191H12L11 190V192H9V194H6L5 193V191H4V189L2 190ZM10 189V188H9ZM24 189V188H23ZM28 189H32V188H28ZM41 188H39V190H40ZM256 189V188H255ZM6 190V189H5ZM20 190V189H19ZM260 190H262V189H260ZM263 190H264V188H263ZM261 191V192H264V191ZM7 191V190H6ZM22 191V190H21ZM35 191V190H34ZM38 191V190H37ZM58 191V190H57ZM116 191V190H115ZM151 191H153V190H151ZM30 192V191H29ZM40 192V191H39ZM22 193H24V192H22ZM95 193V192H94ZM245 194H246V192H244ZM149 194V193H148ZM22 195H24L25 196V194H22ZM22 195H20V196H22ZM27 195V194H26ZM29 195V194H28ZM111 195V194H110ZM116 196H118V195H116ZM11 197V198H10ZM23 197V196H22ZM15 198V196L13 197V199ZM147 198V199H146ZM149 198H150V196H149ZM12 199V201H14ZM95 199V200H94ZM116 199V198H115ZM27 200V199H26ZM214 202H215V199L213 200ZM213 202V203H214ZM217 202H215V203H217ZM119 203V204H120ZM12 204V203H11ZM11 204H10V206H11ZM136 204V203H135ZM134 204V205H135ZM117 205V204H116ZM213 205H215V204H213ZM5 206V205H4ZM13 206V205H12ZM132 206V205H131ZM140 206V205H139ZM216 206V205H215ZM7 207V206H6ZM5 207V208H6ZM9 207V206H8ZM4 207H2L1 209L2 210H0L1 212L5 209H3ZM134 208H137V207H134ZM141 208H143V210H145L147 207H140V209ZM212 208V207H211ZM216 208H214L213 207V210H217ZM72 209V210H71ZM7 210H9L8 208H7ZM14 210V209H13ZM111 210H113L112 208H111ZM142 210V211H143ZM11 211V210H10ZM114 211V212H115ZM0 212V213H1ZM8 212V211H7ZM113 212V213H114ZM115 212V213H116ZM137 212V211H136ZM214 212V211H213ZM5 212L3 211V214H4ZM9 213V212H8ZM13 213V212H12ZM98 213V214H97ZM215 213V212H214ZM133 214H135V213H133ZM226 214V213H225ZM224 214V215H225ZM232 214H234V215H232ZM1 215V214H0ZM6 215V214H5ZM76 215V214H75ZM219 215V214H218ZM220 215V216H221ZM124 216H126V215H124ZM126 216V217H127ZM5 217V216H4ZM7 217V216H6ZM76 217V216H75ZM117 217V216H116ZM125 217V218H126ZM118 218V217H117ZM142 218H144V216H142ZM222 218H224V217H222ZM220 219V220H223V219ZM226 218V217H225ZM224 218V219H225ZM2 219V218H1ZM119 219V218H118ZM230 219V218H229ZM78 219H76V221H77ZM219 220V221H220ZM239 220V219H238ZM143 221V220H142ZM218 221V222H219ZM227 221H231V220H224V222L223 223H228ZM126 222V223H127ZM145 222H146V219H145ZM217 222V223H218ZM221 222V221H220ZM219 222V224H221ZM231 222H233V223H236V220H235V222H234V220H232ZM79 223V222H78ZM120 223H121V221H120ZM119 223V224H120ZM216 223V222H215ZM225 223V225H228V224H226ZM233 223H230V225L232 224L233 225ZM118 224V225H119ZM128 224V223H127ZM146 224V223H145ZM239 224V223H238ZM31 225V224H30ZM138 225H141V223H139ZM215 225V224H214ZM218 225V224H217ZM216 225V226H217ZM222 225V227H223V224H221ZM231 225V226H232ZM240 225V224H239ZM25 226V225H24ZM229 226V225H228ZM230 226V227H231ZM233 226H235V224L233 225ZM237 226V228L238 229H242V228H240V226H238V225H236ZM243 226V225H242ZM241 226V227H242ZM28 227H29V225H28ZM78 227H79V229H81L80 228V226L78 225ZM118 227H120V226H118ZM135 227V226H134ZM133 227V228H134ZM227 227V226H226ZM25 228V227H24ZM24 228L22 229V230H24ZM121 228V227H120ZM136 228H138L137 226H136ZM136 228H134L135 230H136ZM140 228H142L141 230H143L142 232H144V229L143 228H146L145 226H142V227H140ZM215 228H217V227H215ZM219 228V227H218ZM217 228V229H218ZM223 228H225V226L223 227ZM228 228V227H227ZM235 228V230L237 231V229H236V227H233V228H231L229 231L228 230H226V229H224L225 230V235L228 233V236H229V234H230V237H229V239H228V236H227V240H230L231 238H232V236H234V233H233V235H232V232H233V229ZM119 229V228H118ZM123 229V228H122ZM139 229V228H138ZM137 229V230H138ZM209 229V228H208ZM211 229H213V228H210V230ZM2 229H0V231H1ZM22 230H21V232H22ZM26 230V229H25ZM24 230V231H25ZM117 230V229H116ZM146 230V229H145ZM210 230H209V232H210ZM215 230V229H214ZM224 230H222V231H224ZM235 230H234V232H235ZM5 231V230H4ZM124 231V230H123ZM139 231V230H138ZM137 231V232H138ZM206 231L208 232V230L206 229ZM205 231V232H206ZM218 231V230H217ZM220 231V230H219ZM17 232V231H16ZM121 232V231H120ZM135 232V231H134ZM133 232V233H134ZM146 232V231H145ZM208 232V233H209ZM221 232V231H220ZM239 232V231H238ZM1 233V232H0ZM23 233V232H22ZM53 233V232H52ZM56 233V232H55ZM141 232H139V234H140ZM211 233V232H210ZM209 233V234H210ZM217 233V232H216ZM4 234H5V232H4ZM18 234H20V232L18 233ZM18 234H16L15 236L17 237V235ZM122 234H123V232H122ZM142 234V233H141ZM201 234V233H200ZM220 234H222V233H220ZM236 234V233H235ZM238 234V233H237ZM1 235H3V234H1ZM54 234H52L51 236H53ZM81 235H83V234H81ZM116 235V234H115ZM133 235V234H132ZM134 235H135V233H134ZM145 234H143V235H141V237L142 236H144ZM149 235V234H148ZM146 236V239H148L147 241L148 242H151V241H149V239L150 238H152V236L150 235V238H149V236ZM206 235H208V234H206ZM212 233H211V237H212ZM219 235V234H218ZM225 235H223L222 234V236H224V238L223 239H220V241H219V244H220V242H221V244L222 243H225V242H227V244H228V247L229 246H231V245H229V243H233V242H231V241H225ZM232 235V236H231ZM14 235H13V237H15ZM56 237H59L58 235H55ZM125 236V235H124ZM127 236H129V235H127ZM203 236V235H202ZM205 236V235H204ZM237 236V235H236ZM2 237H5V236H2ZM50 237V236H49ZM122 237V238H121ZM136 237V236H135ZM135 237L134 236H130V237H125V238H123V236H121L120 235V237L118 236V238H119V240L120 241H118V243H117V250H119V251H123L122 253L121 252H119V251H117L116 253H115V255L117 256V254H118V252L120 253L119 254V257H122L121 259L119 258V257H116L115 259H118L117 261H120L121 260V262L119 263V262H117L115 259L113 260V258H111V256H110V252H108L109 250H105V249H107V248H98L97 247V249L94 247V246H96V245H92L96 250H94L93 251V256H94V258L97 260V264H161L160 262H162L163 263V255H165V254H163V251L162 250H169V249H165L164 247H166L165 245L163 246V247H160V248H164V249H159V248H157L158 246H157V244H156V249H153L154 247H146V249L144 250V248H145V246H146V244H142L143 242H140L139 244H138V242L139 241H137L136 239H135ZM200 237H201V235H200ZM207 237V236H206ZM20 237H19V235H18V239H19ZM46 238H48V236L46 237ZM59 238H61L62 239V236H60ZM65 238V237H64ZM75 238H77V237H75ZM81 238V237H80ZM122 240H121V239ZM143 238V237H142ZM203 238V237H202ZM202 238H200L199 239V241H201V239ZM14 239V238H13ZM20 239V240H21ZM53 239V238H52ZM57 239V241H58V238H56ZM71 239V238H70ZM116 239V238H115ZM140 239V238H139ZM145 238H143L142 240L146 243V240ZM204 239V238H203ZM233 239V238H232ZM236 239H237V237H236ZM235 239V240H236ZM11 240H12V238H11ZM60 240V239H59ZM68 240V239H67ZM152 240V239H151ZM153 240H154V238H153ZM206 240V239H205ZM208 240H210V235H209V239ZM225 241V242H223V241ZM56 241V242H57ZM66 241V240H65ZM74 241H75V239H74ZM77 241V240H76ZM117 241V240H116ZM141 241V240H140ZM156 241V240H155ZM154 241V242H155ZM162 241H163V239H162ZM203 241V240H202ZM216 241V240H215ZM218 241V240H217ZM5 242V243H4ZM14 242H16V243H14ZM147 242V243H148ZM159 242V241H158ZM209 242V241H208ZM211 242H213V241H211ZM50 243V244H49ZM53 243L54 244H56L55 243V241H53ZM59 243V242H58ZM64 243V242H63ZM66 243V242H65ZM95 243V242H94ZM162 243V242H161ZM166 243V242H165ZM164 243V244H165ZM201 243H203V242H201ZM200 243V244H201ZM210 243V242H209ZM208 243V244H209ZM213 243H215V242H213ZM213 243H211L212 245H213ZM52 244V245H51ZM61 244H62V241H61ZM72 244H74V243H72ZM76 244V243H75ZM93 244V243H92ZM141 244V245H140ZM152 244V243H151ZM155 244V243H154ZM154 244H152V245H154ZM218 244V243H217ZM219 244H218V247H219ZM234 244H236V242H234ZM65 245H68V244H65ZM70 245V244H69ZM91 245V244H90ZM114 245V244H113ZM115 245H116V243H115ZM143 245H145V246H143ZM148 245H150L149 243H148ZM147 245V246H148ZM152 245H150V246H152ZM169 245V244H168ZM206 245H207V242L206 241H204V243H203V245H202V248H201V245H200V250H201V252H199V254H201V255H205V254H207L208 255V253H209V256H210V252L209 251H205V249H206ZM211 245V246H212ZM215 245V244H214ZM224 245V244H223ZM223 245H220V246H223ZM233 245V244H232ZM79 246V247H78ZM83 246H85V244L83 245ZM82 246V247H83ZM107 246V245H106ZM109 246V245H108ZM107 246V247H108ZM143 246V247H142ZM159 246H162V244H159ZM189 246V245H188ZM70 247H73V245H71ZM112 247V246H111ZM168 247V246H167ZM172 247V246H171ZM170 247V248H171ZM173 247H175V246H173ZM178 246H176V248H177ZM181 246H179L178 248H180ZM210 247V246H209ZM215 247V246H214ZM216 247H217V245H216ZM232 247V246H231ZM234 248L235 247H237V246H233ZM232 247V248H233ZM248 247H249V245H248ZM65 248V247H64ZM69 248V247H68ZM85 248V247H84ZM93 248V249H94ZM141 248H143V249H141ZM152 248V250H150ZM175 248V249H176ZM177 248V249H178ZM189 248V247H188ZM222 248V247H221ZM220 248V249H221ZM87 249V248H86ZM85 249V250H86ZM88 249H91V248H89L88 247ZM110 250L112 249V248H109ZM116 249V248H115ZM174 249V248H173ZM174 249V250H175ZM184 249V248H183ZM187 249V248H186ZM212 249V248H211ZM172 249H170V252H172L171 251ZM206 250H208V248L206 249ZM210 250V249H209ZM166 251V252H167ZM180 251V249L178 250V252ZM190 251V250H189ZM193 251V250H192ZM203 251H205V252H203ZM211 251V250H210ZM89 252H91V251H89ZM112 252V251H111ZM113 252H114V250H113ZM112 252V253H113ZM170 252H167V254H169ZM183 254L184 253H186L187 251H185V252H183V251H181ZM194 252V251H193ZM196 252V251H195ZM198 252V251H197ZM196 252V253H197ZM182 253H179V254H177V258H178V263L177 264H187L186 263V260H185V258L187 257V255L189 254V253H187V255H186V257L182 254ZM190 253H191V251H190ZM114 254V253H113ZM121 254H123V255H121ZM172 254H173V252H172ZM172 254H169V255H172ZM195 254V253H194ZM199 254H197V255H199ZM212 254H213V252H212ZM197 256V258L200 260V258H202V256ZM206 256V255H205ZM208 256V257H209ZM212 256V255H211ZM91 257V258H90ZM196 257V256H195ZM207 257V258H208ZM166 258H167V255H166ZM170 258V257H169ZM188 258H189V256H188ZM190 258H192V257H190ZM205 258V259H204ZM210 258V257H209ZM208 258V259H209ZM212 258H215V257H212ZM93 259V258H92ZM165 259V258H164ZM187 259V258H186ZM194 258H192L191 260H193ZM198 259H194V260H196V262H197V260ZM203 259L204 260H206V257H204L203 256V258L201 259L202 261H203ZM167 260H169V259H167ZM170 260H172V259H170ZM188 260V259H187ZM193 260V261H194ZM200 260V261H201ZM213 259H211V261H212ZM199 261V262H200ZM210 261V260H209ZM214 262H215V260H213ZM172 262V261H171ZM170 262V263H171ZM187 262H189V260L187 261ZM196 262L194 263V264H196ZM198 262V263H199ZM203 262H207L208 263V260H206V261H203ZM213 262V263H214ZM217 262L218 261H216L215 262V264H217ZM226 262V261H225ZM225 262H224V264H225ZM228 262V261H227ZM167 263H169V262H166V264ZM190 263V262H189ZM211 264H212V262H210ZM210 263H208V264H210ZM219 264L221 263V262H218ZM222 263H223V261H222ZM221 263V264H222ZM228 263H230V261L228 262ZM94 264V263H93ZM163 264H165V262L163 263ZM191 264V263H190ZM192 264H193V262H192ZM200 264H202V262L200 263ZM206 264V263H205ZM231 264V263H230Z\"/></svg>","mask_w":264,"mask_h":264}]
</instances>
